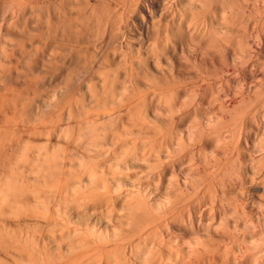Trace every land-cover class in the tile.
<instances>
[{"label": "bare ground", "instance_id": "bare-ground-1", "mask_svg": "<svg viewBox=\"0 0 264 264\" xmlns=\"http://www.w3.org/2000/svg\"><path fill=\"white\" fill-rule=\"evenodd\" d=\"M138 1H140L141 3H137L136 4V6H137L136 10L139 11V13H138V11L136 13L140 14L141 17L143 18V21H142V19H141V21L143 22V27H144V29L143 28H140V29H143V33H145V31H146V33H148L147 31H148V29H150L149 28V24L150 23L148 24V21L147 22L145 21V16L147 15V14L145 15V13H146V11L150 12L148 10L150 8H147V6H148L147 4L148 3L145 4L147 6H145L143 4L145 1H143V3H142L141 0H138ZM138 1H136V2H138ZM149 1H151V0H149ZM174 1L175 2H173V3H176V0H174ZM114 2L116 3V1H114ZM155 2H154V4H155ZM179 2H180V6L177 5L178 2L175 4L176 7L174 6L175 8L178 9V10L176 9L177 13L175 12L176 11L175 8H174L175 11L174 10L170 11L171 13L167 12V14H169V15H167L168 19H169V17L172 18V16H174V18H172V19H174L173 20L174 22L171 21L172 24H173L171 26L172 31L171 30L168 31L169 28H167L168 25L170 24V22H169V24L167 23L168 24L167 26L164 24L166 26L165 31L167 30L169 33L172 32V34H170L171 37L172 36L174 37L175 34L176 35H175L174 38H176V36H178L177 34L182 35V34H185V32H186V35H187L188 33H190V35H191L190 38L187 37L188 35L187 36L185 35V36L188 38V40L192 38L191 43L194 40L195 43L193 42L194 43L193 45L195 47H197L196 44L197 45L198 44L199 45L202 44V45L205 46V47L203 46L204 50L206 48L207 52H209V53L210 52H212V53L214 52L215 53L212 56L214 58V56L216 55V59H214V60H216L215 61L216 64L212 63V65L213 64L216 65V66L215 65L214 66H215V68H217L216 69L218 71L217 74H219V72L221 71L222 76L223 75L226 76L225 74L230 75L229 74L230 71L229 72L227 71L230 68L229 64L235 62L233 64L236 67V62L238 60L237 58H239L238 54H241L240 52L237 53L239 51L238 49H240V51H242V54H244V55H242L243 58L241 57L243 59V61H242L241 58H239V59H241V61H238V62L242 66H243V64L248 66L249 63L245 64L244 61L247 62V60H248L247 56L250 57V58H252V56L253 57L255 56V54H256L255 53V51H256L255 50L256 49L255 45H259L260 43L259 44H257V43L255 44L254 42L258 38L259 31L261 29L259 31H258L259 28L255 29L256 27L255 28L253 27L254 24H252V25L250 24L252 26V29H251V27L247 26V23H248L247 21H249V20H247V9H248L247 8V0H179ZM0 3L2 4L1 7L5 6V4H6V6H7V4H9L10 5L9 7H11V9H12V11H11V9L7 6L8 8L6 7L7 8L6 10L8 11V9H9L10 13H7V11L5 10L4 12H5L6 15H4L2 13V19H1L2 23H5L4 26L6 27L3 33H4L5 36H7L6 39L7 38L9 39L10 44H12L14 42V40H15L16 41L15 45H17L20 48H23V50H24V48L29 49V46H30V48H33L34 46H35V48L36 47L40 48L39 45L43 46V45H41L42 40H40V37H41L40 34H39L40 30L38 31L39 27H37V26H40L39 25L40 24L39 21H40L41 15L39 14V12L41 10H39V12H37L38 10L35 9L37 13L34 10L33 13L31 14V12H30L31 10H29V9H32V8H30L29 5L31 6V4H34V3H32V0H1ZM67 3H69V2H67ZM125 3H123V4H125ZM36 4H34V6L33 5L32 6L34 8L39 7L38 4H37V6H36ZM98 4H99V2H98ZM53 5H54V3H53ZM170 5L171 6L169 8H170V10H172L173 8H171V7H173V6H172V4H170ZM252 5H254V4H252ZM131 6H133V5H131ZM57 7H58V5H57ZM156 7H160V5L156 6ZM178 7H181V9L178 8ZM252 7H251V9H252ZM263 7H264V5H263ZM263 7L261 6L262 10H263ZM115 8H116V5H115ZM187 8L189 9V11L186 10ZM26 9L29 11L28 13L30 15L26 12ZM74 9H76V8H74ZM182 9L186 10L187 13H189L190 11L193 12V13L190 12L191 15L192 14L193 15L191 17H189L190 16L189 14H188L189 16L188 15L186 16L185 11H183ZM253 9H254V7H253ZM258 9H260V8H258ZM3 10H2V12H3ZM134 10H135V7H134ZM162 10H163V8H162ZM90 11H91V9H90ZM153 11H155V10H153ZM253 11H255V10H253ZM105 12H107V11H105ZM173 12H174V15L172 14ZM195 12L198 13V15L195 14ZM250 12H252V11H250ZM165 13H166V11H165ZM252 13H254V12H252ZM256 13H254L256 15L255 18L254 19L251 18L255 22L257 20L260 21V19L263 18V16H261L260 14L264 15V12H262V11H261V13L260 12L258 13V11H256ZM53 14L54 13H52V16H53ZM149 14L151 16V17L149 16V18L152 19V17H153L152 14H155V13L154 12L152 13V10H151V13H149ZM155 15H154V17H155ZM39 16H40V18H39ZM50 16L51 15H49L47 17L48 21H50L49 23H51V19L49 18ZM134 16H135V14H134ZM259 16H261L262 18L259 17ZM74 18H75V16H74ZM137 18H140V17H137ZM157 18H154V19L156 20ZM249 18L250 17H248V19ZM53 19H54V17L52 18V21H53ZM48 21H47L46 24H48ZM141 21H140V23H141ZM157 21H159V19ZM161 21L162 20H160V22ZM2 23H0V28H1V25L3 27ZM55 23L56 22H54V24ZM61 23H63V22H61ZM153 23H156V21L155 22L152 21V24ZM175 23L179 24V27H178L177 24H176L177 26L175 27L174 26ZM252 23H253V21H252ZM52 25H50V28H51ZM93 25H95V24H93ZM153 25H156V24H153ZM184 25H186V26L188 25L187 26V29L189 28L188 32L185 29L186 27ZM158 26L160 27V25H158ZM262 26L264 27V24ZM177 27H178V29L175 31L174 29L177 28ZM247 27L250 28V29H248V31H247ZM87 28H88V26H87ZM155 28H156V26H155ZM3 29L4 28H2V30H0L1 33H2ZM192 29H194V32L192 31ZM254 29L257 31V32H255L256 34H254V31H255ZM94 30H96V29H94ZM154 30L155 29H153V31ZM163 30H164V27H163ZM182 31H183V33H182ZM161 32L162 31L158 30L159 34L157 33L156 36H159L160 38H163V37H161V36H163L162 34H160ZM150 33L154 34V32H150ZM155 33H156V31H155ZM257 33H258V35H257ZM114 34H115V32H114ZM263 34L264 33H262L261 35H263ZM140 35H141V33H140ZM252 35H257L256 36L257 38L255 37V40L251 39V37H253ZM150 36H151L150 38H152V35H150ZM166 36H168V37L166 38V40L165 39L164 40H165V42L167 41L166 43L169 44V42L167 40V39H169V34H167ZM53 37H54V35H53ZM153 37H155V34L153 35ZM237 37H239L238 40H236ZM261 37H264V35L261 36ZM195 38L197 39L196 41H195ZM6 39L4 38L5 41H7ZM105 40L106 39H104V41ZM151 40L153 41L154 39H151ZM160 40H161L160 43L162 44V39H160ZM178 40H176V41H178ZM263 40H262V46L264 48ZM5 41H2V42H5ZM9 41L5 42L6 45H7V43ZM159 41L156 40V43L159 42ZM257 41H260V40H257ZM45 42L47 43V41H45ZM128 42H130V41H128ZM154 42L155 41L152 42L153 44L151 43L152 45L150 44V42H149L150 45L149 44H147V45H149V46H153V45L158 46L160 44V43L159 44L157 43L158 44L157 45ZM172 42H174L173 48L174 47L177 48L180 45V43H179V45L177 46L175 44L176 42L174 40L173 41L171 40L170 44ZM168 44H167L166 47H168ZM6 45H4V47H6ZM143 45H145V44H143ZM162 45L163 46H160V45L159 46L162 47V48L165 47L164 44H162ZM186 45L189 47V44H186ZM193 45H191V46H193ZM0 46L3 49V45H0ZM7 46H9V45H7ZM126 46H128V44ZM131 46H130V48H131ZM156 46H154L153 48L156 49ZM140 47H138V48H140ZM166 47H165V49L161 48V50H159L157 52V53H159V52L162 51V55H163V52H164L163 58H166L165 56H167V53L169 52L168 50L171 49L169 47L170 49L167 50ZM181 47L184 48L183 45ZM203 47L200 46V47H197V49L200 50V48H202V50H203ZM258 47L260 48V45ZM38 48H36V49H38ZM50 48L52 49L53 47H50ZM182 48H180V49H182ZM190 48L192 49V47H189V50H190ZM259 48H257V50ZM127 49H129V48H127ZM134 49H136V48H134ZM140 49L142 50V48H140ZM147 49L150 50V48H147ZM147 49L145 50L146 53H147ZM157 49H160V48H157ZM157 49L156 50L153 49V50L157 51ZM182 50L184 51V49H182ZM195 50H196V48H195ZM199 50H196L197 51L196 53L193 51L196 54V55L193 54L194 57L198 56V51ZM202 50H200L201 53H204V51L202 52ZM1 51H3V50H1ZM154 51H152V52L155 54L156 52H154ZM173 51L171 50V52H169V53L172 54ZM176 51H177V53L179 52L177 49L174 52L176 53ZM206 51H205V54H207V56H208L209 54L206 53ZM5 52H6V50H5ZM5 52H3V53H5ZM129 52H131V51H129ZM152 52H149V53H152ZM97 53H99V52H97ZM121 53H123V51ZM141 53H143V52H141ZM212 53H210V54H212ZM7 54H8V52H7ZM26 54H28V53H26ZM134 54H136V53H134ZM134 54H132V55H134ZM148 54H146V55H148ZM171 54H169V56L173 55V54L172 55ZM180 54H183V56H184V54L186 55L187 52L186 53H184V52L182 53L181 52ZM180 54L177 55V57L173 56L172 58L176 57L175 58V60H176V59L179 58ZM205 54H204V57H203V54H200L201 55V59H202V57H203V59L207 57ZM0 55H1V53H0ZM129 55H131V54H129ZM188 55H190V54H188ZM200 55L197 58H200ZM24 56H26V55L24 54ZM122 56H124V55H122ZM153 56L157 57L156 59L158 60V61H156L155 59L151 58L153 60V62H152V67H150V68L153 69V70L151 69L153 71L152 72L153 76H154V74L155 75L157 74L155 76L156 79H157V77L158 78L162 77V78H165L167 80L166 82H169L171 80L170 83L167 84L168 85L167 87L165 86L166 82L162 83V85L164 84L163 88L161 87L162 85L159 84L160 83L159 81L162 80V79L158 80V82H159V83H157L158 85L154 83L152 85V87H151V85L149 84L151 88L155 89V90H153V93H155V95L154 94L153 95L155 97L154 96L153 97L156 98V100L154 98H152V96H151V98L154 99L156 102H154V100L153 101L150 100V102H149L150 104L148 103L149 105L147 106V102L146 101H149V100H147V98H148L146 96L147 93L142 92V91H141L142 93H139L140 88H141V85H140V87L137 88L138 92L136 91L137 89L135 91H133L134 89H132L130 91L131 93L127 92L128 91V89H127L128 86H125V87L123 86L125 89L124 88H122V89H123V91H125V94H126V92H127V94L129 93L128 95L131 94L130 96H127L128 98H126V100L130 101V99H132L131 97H133L132 100L135 101V102H133L131 100L133 102V103H131V105H129V103H128V105H126L127 107L126 106H123V108L121 107L122 110L117 111L118 112V116L116 115L117 113L116 114L113 113L114 111L110 112L111 109H109V111H105V112L103 111L104 113H102V114H96L94 109H93L94 113H93V111L89 112L86 116H84L85 114H83L85 119H80V117L79 118L77 117L78 113L76 114L73 110H71L73 107H71V108L69 107L70 110H68L69 109L68 108L67 109L68 112L69 111L74 112L76 114L77 119L81 120V122H78L80 124V126H79L80 129L79 130H78V128L76 129L77 132L74 133L75 135L73 134V130L75 128V124L76 123L74 125H72L73 122L70 120L71 121L70 124L74 127L73 130L70 129L71 132H72V133L71 132L70 133L73 134L72 136H70L71 134H69V135L67 134V132H69L68 131L69 127H68V129L66 127L70 126V124L68 125L69 122L66 121V122H68L66 124L65 123L62 124L61 123L62 121L59 122L60 118L62 119V117L66 116L65 115L66 113L63 114L64 113L63 110H62V112H63L62 114L65 115V116H62V114H61L60 115L61 117L57 115L56 118H54L55 114H54L53 110H52V112H53L54 116L51 115V114L50 115L45 114V117H44V115H42L41 119H40V117H39V119H37L35 117V115L37 116V114L33 113L34 114V118L37 119V121H36V119H34L36 121L35 124L36 123H38V124L35 125L33 123V121H34V120L32 121V119H33L32 115L33 114H29L31 112V110H30V112H28L29 111L28 108L30 109L29 106H31V104H32V102L30 101V98H32V97L31 96L29 97V91H32L30 89L32 87H31V85L29 83H28L29 85L25 84L28 88L24 87V89L18 87L17 85H15L14 82L12 83V81H8L7 85L5 86V88H2V86H1V88H0V264H229V263L230 264H247V258L250 259L251 260L250 262H252V263H253V260H254L253 258H256L254 260L255 264H264V244H263L264 243L263 242L264 241L263 240L264 237L261 238L263 240V241L261 240L263 242V243H261V241L260 242L258 241L257 237H253L254 236L253 234H252L253 236H251L250 235L251 233L249 234V232H248V234L251 236V238L252 237L253 238L251 239L250 237H247L248 235H247V232H246L247 227H249V225L251 226V223L253 222V221L249 222V220H252V219L255 220L254 219L255 217L252 215V217H254V218L248 219L249 225H247V208H246L247 206L245 205L246 207H243L241 205L243 208L240 206L242 208V209L240 208L241 211H242L240 213L239 212L240 209H238L236 203L233 202L234 198L237 199V198H239V196H241L242 198H245L244 195H245V193H247V192H245L246 190L244 191V189H246L247 187L246 188L244 187V189H243L244 193H243V191L241 192V190H240L242 195H238L239 191H238V193L236 192V190H237L236 188L237 187L234 188L235 185L233 184V182L235 180L233 179V182H232V177H233V174H234V176L235 175L237 176V177L235 176L236 180L238 178H240V180L242 182L241 184L243 186L247 182V179H248L247 176L249 174L247 172V170H248L247 167L248 166H246L245 169L242 167L243 163H244V167L246 165L245 163H247V159H248L247 152H249L248 148H247V146L249 145V143L247 145V138H248V140L250 138L247 137V135L248 136L250 135V131L251 130H247V124H248L247 123V120H248L247 117L249 116V118H250V116H252V115H249V114H253V111H254L253 107L256 106V105L254 106V105H249L248 104V103L253 104V102L251 101L253 96H251V95L248 96L249 93L247 94V92L249 91V89L247 91V88H248L247 85L246 86H242V90H240V88H241L240 85L241 84L243 85V82L245 80H243V82H241V84L238 85V87H239L238 92L241 93L239 98H237L238 96H235V94L237 95V92L234 93V91L236 90L237 87L233 86V89H231V86L229 87L228 85H226L225 82H223V84L226 85L225 87L228 86L227 91L223 89L224 92H222V89H220L221 87H219V90H220L219 91L218 87H217L218 85H217L215 87H217L218 93L216 91L217 94L215 95L214 94L215 90L213 88L212 94L214 96H216V98H215L216 99V104L218 105V106L214 105V106L218 107L217 108L218 112L216 111V108H214V110L216 111V113L218 115H216V113H211V114H214V115L217 116L216 119H215L217 121V123L213 122L215 125H213L212 123L211 124L210 123H206L207 124L206 125L207 129L202 127L203 129H201V132L203 130V133L202 134H200V133L197 134V132H198L197 129L198 128L194 127L196 129V131H194V128L192 129V127L194 125L193 126L190 125L193 122L190 123V121H187V122L190 123V124L189 123L188 124H189V127H191V128H187L188 130H186V133H185V130L183 129L184 130V131H182L183 134L180 132V136L176 137L175 135H177L178 133L175 132L174 130L175 129L178 130L177 129V123H179L181 120H179V122L176 123L174 117L179 115L180 112H183V115H184V112H185L184 109L187 108L185 106H188L190 104V102H191L190 101L191 99L188 100L190 102H189V104L186 105L187 101L185 102V100L183 98V95H184L183 92H187L188 93V91H185V89H188V88H184V87L181 88L183 82L181 83L179 81L181 83V86L179 85L180 86V88H179V87H176L178 85V83H179V82L177 83L178 79L175 82V83H177L176 86H175L174 82L172 81V80H175L174 78H176V76L178 77L181 74L180 71H179L180 73L177 72V71L180 69L179 68V62H180L181 58H183V56L181 55L182 57H180V60L178 59L179 60L178 63L175 61V63L178 65V66L175 65L176 68L177 67L179 68V69H176V72L178 73V75L176 74V72H174V69H175L174 65L171 64L172 66H174L173 71H169L168 64L164 65V63L166 62V61L164 62L165 59L163 61L160 60L162 62V64L164 65L163 66L161 63H159L160 62L159 59H158L159 55L155 54ZM9 57H11V56L8 55L7 58H9ZM27 57H28V55H27ZM27 57H26V59H27ZM79 57H80V55H79ZM139 57H140V55H139ZM196 57L195 58L192 57L193 60L194 59L196 60ZM47 58L49 60V57H47ZM120 58H122V57H120ZM124 58L126 59V57H124ZM124 58H123V60H124ZM167 58H168V56H167ZM170 58L171 57L168 58L167 63H169V61L171 63L172 58H171V60H170ZM210 58H212V57H210ZM22 59L26 61L25 58L22 57ZM38 59L39 58H37V60ZM59 59H60V57H59ZM127 59H129V58H127ZM131 59H133V58H131ZM137 59H141V58H137ZM160 59H161V57H160ZM186 59H187V56H186ZM27 60H29V58ZM32 60L33 59H31V61ZM48 60H46V61H48ZM126 60H124V61H126ZM154 60H155V62H154ZM214 60H212V61H214ZM183 61H181V62L184 63ZM186 61L188 62V60H186ZM199 61L197 60V63L196 62L195 63L198 64ZM205 61H206V59H205ZM205 61H203V62L200 61V62L201 63H205ZM209 61L211 62V59ZM209 61H208V63H209ZM249 61H251V60H249ZM1 62H2V60H1ZM187 62H186L185 66H188V68L189 69L191 68V70L193 69L192 71L191 70H188V71L195 72V77H197L196 73L198 71L200 72L199 73L200 75H198V77L200 76L199 77L200 80L198 78L197 79L195 78V80H198L199 82H202L201 81V76L202 75H203V77L209 75L207 77L211 78V76H210L211 74H208V72H206V70H205L204 74H201L202 70H200V68L198 70L197 66H201L200 62H199L200 65L198 64L196 66V64L192 61V63L195 64L196 67L193 64H190V61H189V65H188ZM238 62H237V66L239 67L240 65H238L239 64ZM241 62H243V63H241ZM261 62H264V61H261ZM35 63H37V62H35ZM63 63H64V61H63ZM142 63L143 62H140V64H142ZM208 63H205L206 66L204 67V65H205L204 64V65H202V67L208 68V71H209V67H207V65H209ZM21 64H23V63H21ZM30 64H32V62ZM160 64L164 68L166 66L167 70L165 71L166 68L164 69ZM57 65H59V64H57ZM145 65L143 66L144 68H145ZM147 65H149V64H147ZM171 65H169V66H170V69L172 70V66ZM183 65L184 64H181V68H182ZM190 65H193V67H189ZM212 65L210 66L211 68H212ZM234 66L231 67L232 70H234L233 69ZM131 67H129V68H131ZM194 67H195V69H197V72H196V70H194ZM225 67H226V69H225ZM238 67H236V68H238ZM244 67L245 66H243V69H244ZM256 67H258V65ZM10 68H11V66H10ZM240 68H241V66H240ZM254 68H255V66H254ZM3 69L5 70L4 67H3ZM21 69H22V67H21ZM41 69H42V67H41ZM183 69H185V68L183 67ZM187 69H185V71ZM255 69H257V68H255ZM261 69H264V68L262 67ZM44 70H45V68H44ZM136 70H135V72H136ZM139 70H142V69H139ZM147 70H148V68H147ZM7 71H9V70L7 69ZM154 71H155V73H154ZM181 71L183 72L184 70H181ZM235 71H234V75H235V73H237V71L236 72ZM242 71H244V70H242ZM250 71H252V70L250 69ZM115 72H113V73L117 74ZM145 72L146 71H144V73ZM184 72H183V74H184ZM240 72H241V70H240ZM244 72H247V71H244ZM260 72L264 73V71H259V73ZM43 73H42V76H43ZM106 73H107V71H106ZM186 73L190 74L188 72H186ZM202 73H203V71H202ZM205 73H206V75H205ZM257 73L258 72H256V74ZM100 74H101L100 77L102 75H104V74H102V72ZM139 74H141V73H139ZM221 74H219V76H217V77H219L221 79L220 82L225 80V79H222ZM244 74H246V76H247V73H244ZM39 75H38V77L40 78ZM68 75H70V74H68ZM68 75H65V77L68 76ZM122 75H123V73H122ZM234 75H232L233 78L235 76H237V75H235V76ZM27 76H29V75H27ZM181 76H180V78H181ZM183 76H186V74H184ZM183 76H182V78H183ZM193 76L194 75H192V77ZM214 76H213V78H214ZM262 76H263V74L261 75V79H262ZM108 77H109V75H108ZM118 77L120 78V75ZM192 77H191V80H189L190 81L189 84L192 82V79L194 78V77L193 78ZM243 77H244V75H243ZM257 77H259V76H256V78ZM37 78H36V80H37ZM125 78H126V76H125ZM210 78L208 79L207 84L205 82L206 88H207L208 85L210 86V84H209ZM239 78H237V80H234V81L238 82ZM254 78H255V76H254ZM6 79H8V77ZM69 79H70V77H69ZM127 79H128V77H127ZM204 79H205V81H207L206 77ZM226 79H228V78H226ZM259 79H260V77H259ZM0 80H2V79H0ZM103 80L106 81V78L104 77ZM112 80H110L109 82H111ZM117 80H119V79H117ZM140 80H142L141 77H140ZM18 81H20V79ZM39 81H41V80H39ZM70 81H72V80H70ZM186 81H188V80H186ZM211 81H212V78H211ZM218 81H219V79H218ZM262 81H264V80H261L260 82H262ZM58 82H57V84H58ZM93 82H91V83H93ZM134 82H136V81H134ZM142 82H144V81L142 80ZM154 82H157V80L154 81ZM226 82L228 84L227 80H226ZM229 82H230L229 85H231V84L233 85L234 84V83H232V81H229ZM258 82L259 81H257V83ZM136 83H138V82H136ZM184 83H186V82H184ZM194 83H196V82H194ZM210 83H212V82H210ZM246 83H247V81H246ZM246 83H244V84H246ZM1 84H3V83H1ZM105 84H107V83H105ZM113 84L115 86V83H113ZM221 84L222 83H220L219 85L222 86ZM252 84H253V82H252ZM60 85H61V83H60ZM133 85H135V84H133ZM144 85H146V83ZM144 85L142 87H144ZM149 85L147 83L148 87H145L146 90L148 88H150ZM202 85H200V86H202ZM234 85H236V82H235ZM261 85H257L256 86L254 84L252 91L256 90V92H257V90H258L257 87L258 86H261V89H262L264 87V82ZM21 86H23V84ZM88 86H90V85H88ZM111 86H112V84H111ZM121 86L119 85L117 87L120 88ZM36 87H37V85H36ZM130 87H132V86H130ZM197 87H198V85H197ZM250 87H251V83H250ZM254 87H256V89H254ZM103 88L105 89V86ZM110 88H112V87H109V89L108 88L107 89L110 90ZM119 88L117 90L121 89V88L120 89ZM145 88H144V90H145ZM198 88L200 89V87H198ZM206 88L204 89V91L205 90L208 91L211 87L210 88L208 87L209 88V89L207 88L208 90ZM87 89L90 91L89 88H87ZM94 89L92 88V90H94ZM99 89H101V87H99ZM183 89H184V91H183ZM194 89H195V86H194ZM261 89H259V90H261ZM181 90H182V92H181ZM231 90H234V91H231ZM79 91H80V89H79ZM96 91H98V90L96 89ZM100 91H98V95H99V93H104V92H100ZM102 91H104V90H102ZM105 91H107V90H105ZM112 91H111V93H112ZM209 91L211 92L212 89H210ZM261 91H264V89H262ZM40 92H42V91H40ZM92 92L95 93L94 91H91V93H89V94L93 95ZM196 92H197V90H196ZM45 93H47V92H45ZM187 93H185V94H187ZM200 93L197 92L196 94L193 95L194 96V100L196 98L199 99V100L196 99V101H194V102H198V101L200 102V98H202V97L198 96ZM239 93H238V95H239ZM257 93L261 96V99L264 97V95H262V93H260V91L257 92ZM257 93H256V95H258ZM31 94H32V92L30 93V95ZM58 94H59V92H58ZM112 94L114 95V92ZM121 94H120V96L124 95V94H122V95ZM156 94H158V95H156ZM202 94H203V92H202ZM212 94L210 95L211 97H212ZM90 95H88V96H90ZM126 95L124 97H126ZM96 96H97V94H96ZM109 96H112V95L109 94ZM117 96H118V94H117ZM120 96H118V97H120ZM185 96H187V95H185ZM206 96L208 97V95H206ZM260 96H257L258 100H260L259 99ZM71 97L72 96H70V98ZM189 97H192V96L190 95ZM189 97H188V99H189ZM257 97H256V101H257L256 103L258 104ZM53 98L54 97H52V99ZM94 98H95V94H94ZM96 98L98 99V96ZM117 98H116V101H117ZM97 99H95V100H97ZM185 99H186V97H185ZM202 99H201V101L204 102L203 100H205V99H203V100ZM215 99H214V97L212 98L213 101H215ZM247 99L248 100L250 99V101L252 103L251 102L247 103ZM254 99H252V100H254ZM32 101H34V100H32ZM110 101H111V103L114 102L112 100H110ZM206 101H208V100H205V102L201 103V104L207 103ZM48 102H49V100H48ZM70 102L72 103V98H71V101H69V103ZM73 102H76V100L73 101ZM99 102H101V101H99ZM194 102L193 101L191 102L192 105L197 107L199 104L197 103L196 104L197 106H196ZM259 102H261V104H263L262 103L263 101L260 100ZM85 103L88 104L87 102H85ZM93 103H94V101H93ZM108 103H110V102H108ZM117 103L119 105L120 102H117ZM134 103H135V105H134ZM82 104H83V102H82ZM97 104H99V103L97 102ZM101 104H102V102H101ZM113 104L116 105V103H113ZM113 104H111V105H113ZM123 104H125V103H123ZM201 104H200V106H201ZM33 105H34V103H33ZM39 105H40V103H39ZM99 105H97V108H98ZM104 105H105V103H104ZM145 105L147 106V108H145ZM192 105H191V108L186 110V112L189 111V110H192L191 112L193 113V109H192L193 106ZM207 105L209 106V104H207ZM210 105L212 106L211 103H210ZM69 106H71V105L69 104ZM81 106L83 107V105H81ZM87 106H89V105H87ZM200 106H198V107L200 108ZM202 106H204V105H202ZM76 107L77 106H75V108ZM101 107H103V106H101ZM143 107L145 109H143ZM189 107H190V105H189ZM195 107H193L195 109L194 113H193V114H195L194 116H196L199 113V111H200V110H198L199 109L198 107H197L198 109L195 108ZM56 108H57V106H56ZM110 108H112V107H110ZM36 109H38V108H36ZM77 109H78V107H77ZM201 109H203V108H201ZM263 109H260L261 112H262ZM56 110L57 109H55V111ZM101 110H102V108H101ZM203 110H205V109H203ZM35 111H37V110H35ZM35 111H33V112H35ZM83 111L87 112L89 110H83ZM122 111H125V113L123 112V115H120V114H122L121 113ZM71 112H69V115L67 113L68 117H66V118H69V116L71 117V115H72ZM98 112H99V110H98ZM200 112H202V111H200ZM206 112H208V111H206ZM50 113H51V110H50ZM60 113H61V111H60ZM203 113H204V111H203ZM208 113H206V114L209 116ZM254 113L255 114L259 113L260 114L259 109H258L257 112L254 111ZM38 114L40 116L41 113H38ZM81 114H82V112H81ZM183 115H182V117H183ZM185 115L188 116V112ZM30 116L32 117V119H30ZM256 116L257 115H254L252 117L253 119L252 120L250 119V121H254L256 118H258L259 115L257 117ZM260 116H261V114H260ZM57 117L58 118L60 117V118L58 119ZM192 117H193V115H192ZM180 118H181V116H180ZM186 118H184V119L186 120ZM196 119H197V116H196ZM211 119L212 120H210V119L209 120L210 121H214L213 120L214 118H211ZM263 119H264V117H263ZM39 120H40V122H38ZM62 120H64V119H62ZM72 120H74V119H72ZM79 120H77V121H79ZM31 121H32V123L34 125L30 126L28 124L29 125V127H28V125L25 124V123L28 122V123L32 124ZM57 121L59 123H57ZM162 121H164V122H162ZM165 121L166 122L168 121L167 124L165 123ZM78 123H77V126H78ZM182 123L186 124L185 121L184 122L182 121ZM196 123H197V121H196ZM196 123H194L196 127L197 126L199 127V125L201 124L200 123V124L196 125ZM258 123L259 122H257L256 124H258ZM262 123H264V122H262ZM21 124H23L24 127ZM58 124L59 125L62 124L63 126L65 124L66 127L65 126L64 127L66 129H64L62 127V125H60V126L63 129H61V127L59 128ZM185 124H181V125H185ZM25 125H27V126H25ZM250 125H252L251 122H250ZM258 125L256 126L257 127L256 129L260 130L258 128ZM260 125H262V124H260ZM180 126H178V127H180ZM234 126L237 127V128H235L236 132H237L238 129H240V131L242 133L249 131V134L247 132V134L245 133V137H244V134H243V136H242V137H244L243 140L242 139H238L237 140L236 137L238 135H239V137H241L240 136L241 134L240 133L238 134V132H240V131L237 132L238 135L236 137H235V135H236L235 132H233L235 134L234 136H233L232 133H229V134H232V135L228 134V132H232V130L229 131L230 128L233 127L232 129L234 131ZM250 127H252V126H250ZM57 128L59 129L58 131H60L59 133H55V132H57ZM253 128H255V127H253ZM204 129H206V130H204ZM64 130H66V136L65 137H64L63 134L60 135V133H62V131H64ZM258 130H256V132ZM262 130L264 132V128L263 127L261 128V132H262ZM42 131H44V132H42ZM45 131L48 132V133L46 134ZM252 132H254V131H251V133ZM256 132H254V134ZM54 133L58 134L56 136L57 138L60 137V136H63L61 139L58 138V140L66 141L65 139L67 138V136H69L68 139H70V137H72L73 138L72 142H70V140H68L69 141L68 143H71V145H72L74 140H76V142L79 141V144L81 143L83 145V148L85 147L84 149H86L87 151L85 150L86 152L83 153V154H80L79 157H78L77 155L79 153L77 155L75 153H76L77 149L80 150V147L82 148V146L80 145V147L77 148L79 145L76 144L77 147L74 146V144L76 143L74 141L72 146L70 144L69 145H70V147H74V148L76 147L74 149L76 151H74L75 153H73L74 156L76 155V159L74 158V156L72 157V156L69 155L73 151V148L68 147L69 149H71V151L69 150L70 151L69 152L67 150V152L69 153L67 155V153L64 152V150L66 151V149H67V148L66 149L64 148V146L68 145L66 143L67 141L65 142L67 145H64L65 144L64 142L55 140L52 137L53 135H55ZM174 133H176V134H174ZM258 133L260 134V132H258ZM64 134H65V131H64ZM262 134H264V133H262ZM254 136H252V137H254ZM185 137H186V139H185ZM213 137H215L214 139L216 140V141L214 140V143H216V146L213 144L214 145L213 147H216V148H214L215 151H216V155H215V152L213 151V153H214L213 155L215 156L214 157L215 159L213 160L214 162H208V159H206V158L205 159L207 161L204 162L205 160L202 159V162H204L205 164L206 163H208V164L211 163L210 166H209L210 169H208L209 172H208V170L205 169L206 172H208L207 175H206V173H205V175L208 177L207 179L209 180V181H207V179L204 178L207 181V183H206V181L202 182L203 178H202L201 171H202V169L206 168L207 166L204 167L202 165L204 168L200 169L202 167V166H200L202 164V162L200 160L201 159V155H200L201 151H200V148L197 145V140L201 141V140L204 139L208 143V140H211V138L213 139ZM252 137H251V140H252ZM63 138H65V139H63ZM260 138H262V137H260ZM263 138H264V136H263ZM186 140L190 141V143L193 141L192 143H194V145L196 144L195 145V149H192L193 150L192 151L193 155L191 156V154H190L189 155V160H188V162H190V159H191V164L189 163L191 165L190 166L191 169H192L191 171L193 172V173L191 172L192 174L190 173L191 177L189 179L187 177L185 179V177H184L183 178L184 180L181 177V176H183L182 172H181L183 169L181 170V168H183L188 163L186 161L187 163L186 164L184 163L185 165L181 164V165H184L183 167H181V168L178 167V168H180L179 170H181V171L177 172L178 168L175 169V170H177L175 172V176H176V174L178 175V177H177L178 181H177L176 177H174L176 179V180L175 179L174 180L176 182H178V185H177L178 187H176V188H178V192L175 193V191H174V190H176V188H175L176 184L174 183L175 186H173V184L171 183L172 182L171 179H173V177L172 178L169 177V178H171L170 179L171 180V182H170L171 185L175 188L173 190L174 192L170 191V193L173 192L174 194H172V193L171 194H167L168 195L167 197L166 196H162V198L166 197V198H164V200L163 199L161 200V198H159V196H158V198H159L158 201L154 200V198H152L153 196L152 195L150 196L151 193L149 194V192H148L149 190L146 189L147 187L146 186H142V184H141V181H143L142 178H145V177L150 178V177H152L151 179H153V177H156V179L159 181V179L162 177L161 175L166 177L167 172H170L171 169H170V171H167L169 169L165 170L166 166H167V165L165 166V163L166 164L169 163L170 165H173L172 164L173 162H171V160H173L172 158H174V162H175V158L176 157L173 156L172 154H174L178 149H179V151L182 150L181 152H179V151L176 152V153L179 152V155L181 153L184 155V152L186 153L187 150H189V149H187L186 151L183 152V150L186 149V144H188V142L186 143ZM41 141L43 143L45 142L46 145L48 143V146H46V145L44 146V144ZM52 141H53V144H52ZM54 141L55 142L58 141L59 143H62L64 149L61 150L60 148H61L62 145L60 146V144L57 142L56 145L57 146L59 145V151H57L56 149L58 147L54 144ZM50 143H51L52 146L49 145ZM190 143L188 144L189 146L187 145L188 147H190ZM210 143H209V145H210ZM202 144H203V142H202ZM55 146H56V148H55ZM210 146H212V144ZM239 146L241 147V149L243 148L242 151L237 150V148ZM249 146H251V144ZM231 147H234V148L232 149ZM191 148H192V145H191ZM253 148H255V145H254ZM171 149L172 150L175 149L176 151L174 153H173V151H171L172 152L171 153L170 152ZM257 149H258V147H257ZM207 150H206V152H207ZM212 150L213 149H211V151ZM252 150L256 151L255 149H252ZM204 151H205V149H204ZM204 151H202V153ZM259 151H261V150L259 149ZM259 151H256V154ZM80 152H81V150H80ZM189 152H190V150L188 151V153ZM254 153H252V154H254ZM196 154H197V156H196ZM259 154H260V152H259ZM183 155L181 157H183ZM210 155H212V154H210ZM262 155H264V153L260 155L261 157L257 156V160H255L256 162H254L256 164V166H253L254 170H255V167H257V165L260 166V164H261V167H262L263 162H264V156H262ZM66 156H69L68 158L72 157L75 161L72 160V159H67ZM190 156H191V158H190ZM65 157L67 159V163H66V161L64 159ZM212 157H211V159H212ZM251 157H252V155H251ZM251 157L249 159H251ZM254 157H256V156H253L252 159H255ZM258 158L262 160V163H260L261 160L259 162ZM164 159H166V161H164ZM68 160H70V162ZM72 161L75 162L73 164V165H75V167H77V165H78V168L72 167L73 166L72 165ZM178 161H177V163H178ZM210 161H212V160H210ZM249 162H251V161H249ZM257 162L260 163V164H258ZM208 164H206V165H208ZM252 164H253V162H251V166H252ZM170 165H168V166H170ZM168 166H167V168H168ZM209 167H207V168H209ZM171 168L174 169L175 166L173 165ZM253 169L251 167V171L254 172L253 174H255V172H259V171L264 173V171H263L264 165H263V168H260L262 170L256 168L258 171L257 170L254 171ZM185 170H186V168H185ZM205 170H203V171L205 172ZM248 171L250 173H252L250 170H248ZM139 173H141V174H139ZM171 173H172V175L174 174L173 172H171ZM164 174H166V175H164ZM168 174H170V173H168ZM187 174H189V172ZM261 174L262 173H260V175ZM139 175H142L143 177L142 176L139 177ZM133 176L141 178V181L137 178L139 180V182L137 183V180L135 178V180H136V182H135V180L132 179ZM169 176H171V175H169ZM184 176H186V173H185ZM187 176L189 177V175H187ZM157 177H159V179ZM167 177H168V175H167ZM250 177L251 176L249 174V178ZM254 177H255V175H254ZM254 177L252 176L251 178L255 179L256 177L255 178ZM260 179L261 178H259V180ZM157 180L156 181L153 180V181L157 182ZM162 180H164V178ZM162 180L159 181V184H160V182H162L163 184H164V182H166V181L163 182ZM170 180H168V182ZM240 180H238V181L240 182ZM255 180H253V181H255ZM148 181H149V179H148ZM153 181H152V183H154ZM256 181H258V180H256ZM261 181H264V180H260L258 182V184L255 183L254 188H256V185H260L259 183ZM128 182H129V184H128ZM248 182H250V181H248ZM150 183L151 182L149 181V184ZM203 183H206V184L204 185ZM127 184L129 186L130 185L133 186V187H131L133 189H131V188H130V190L129 189H125L126 186L124 187V185H127ZM144 184H146V183H144ZM202 184L206 187V190L204 189L205 187ZM253 184L254 183H252V185ZM263 184H264V182L262 183V185ZM164 185H166V184H164ZM169 185H166V186H169ZM242 185H241V188H243ZM147 186H148V184H147ZM154 186H153V188H154ZM170 186H169V190H170V188L172 189V187H170ZM202 186H203V189H201ZM247 186H250V185H247ZM150 187H151V184H150ZM238 187H240V186H238ZM259 187L260 186H258V188ZM249 188H251V186ZM258 188H257V190H261L260 188L259 189ZM148 189H149V187H148ZM155 189H160V188L158 187V188H155ZM233 189H235V190H233ZM167 190H168V188H167ZM169 190L167 192H169ZM202 190H204V192H207V190H208V193H210L212 191L211 195H213V197L210 194L206 193L207 197L204 198V199H207L208 195L210 197H212L213 199H214V196H215L216 197L215 199H216L217 203H216V201L211 203L212 200H210V204H208V203H207L208 205L207 204H203V203L209 202V201L204 200L205 202H203V203L200 201L202 199V197H201L202 195L200 196V194L204 193V192H202ZM262 190H264V189H262ZM164 191H166V190H164ZM153 192L154 191H152V193ZM160 192H162V191L160 190ZM235 192L237 193L238 197L235 196L236 195ZM249 193L250 192H248V195H249ZM253 193H256V192L254 191ZM153 194H154V197H155V193H153ZM206 194H204L203 197ZM256 195L258 196V193ZM199 196L201 197V199L199 200L200 201L199 203H202L204 206L207 205L206 206L207 209H211L209 206L211 204H215L216 203L215 208L212 207L214 205L211 206L213 208V209H211L212 211L214 209H216L215 210L216 213H214V211H213V213L216 214V215H214L212 212L209 213V215L213 214L214 216H212V217L215 218V219L213 218L214 221H213V223L211 225L212 227L210 226L211 228L208 229L209 226L205 225L206 227H208L207 228L208 230L206 228H203L202 226H200V224H202L203 221L200 220L201 223H199L200 221H198V220L201 217L200 218H198V217L196 218V216H194L195 212H194V214H192L189 211V209L185 210V208L189 204L191 205V203H193L194 200H196V203H198L197 202V198ZM260 196L261 195H259V197H257V198L259 199ZM261 197H263V196H261ZM207 200H209V198ZM256 201H257V199H256ZM262 201L260 202V200H258V203L259 202L262 203ZM239 202H238V204L240 205V203L241 202L243 203L244 201H241L240 203ZM232 203H235L234 205L236 207ZM202 204H201V207H203ZM198 205L199 204H197L196 207ZM249 205H250V203H249ZM191 207L194 208L195 204H194V207L193 206H191ZM196 207L194 208L196 210H197V208H200V206L197 207V208ZM233 207H235L236 209L233 208ZM256 208L259 209L258 210L259 213H256L257 211L256 212L254 211V212L256 214L260 215V211L262 209L260 210L259 207H256ZM261 208H262V206H261ZM202 211H203V209H202ZM252 211L250 210V212L255 215V213H253ZM198 215H199V213H197V216ZM263 215H264V212H263ZM199 216H201V215H199ZM256 217H257V215H256ZM258 218H259V216H258ZM211 221L212 220H210V222ZM259 221H261V220L259 219ZM263 221H264V218H263ZM241 223L244 226L245 233L243 232L244 230H243L242 227H240V228H242L243 231L239 230V228H238V226ZM206 224H209V223H206ZM254 226L255 225H253L252 227H254ZM41 228H43V229L46 228V230L44 229L45 231H43V232H45V233L40 235V232L43 230ZM204 229H206V230H204ZM255 230H257V227L255 228ZM258 230L260 232L262 229L258 228ZM262 231H264V230H262ZM260 233H262V232H260ZM263 234H264V232H263ZM42 235H45V236L43 237ZM247 238H250L251 240L249 241V240H247ZM256 242L257 243L258 242L261 243V244L258 243V245H261V246H257ZM254 248H256V249H254ZM128 249H129L130 252L127 251ZM252 249L255 252H256V250H258V254H256L257 256L255 255L254 251H252ZM250 251H252L253 254L250 253ZM127 253L129 254V256L127 255ZM249 253H250V256L251 255H255L256 257H253V256L249 257L248 256ZM211 259H213V261ZM248 262H249V260H248Z\"/></svg>", "mask_w": 264, "mask_h": 264}, {"label": "rangeland", "instance_id": "rangeland-1", "mask_svg": "<svg viewBox=\"0 0 264 264\" xmlns=\"http://www.w3.org/2000/svg\"><path fill=\"white\" fill-rule=\"evenodd\" d=\"M1 1V0H0ZM34 1V2H33ZM53 1V2H52ZM63 1V2H62ZM66 1V2H65ZM71 1V2H70ZM89 1V2H88ZM94 1V2H93ZM114 1H116V3L114 2ZM135 0H32V3H34V4H38V6L39 7H37V8H34L33 6H34V4H31V6L29 5V7L30 8H32V9H29L28 7V9L29 10H31L30 12H31V14L33 13V11L35 10V9H37L38 11L37 12H39V10H41L40 12H39V14L41 15V18H40V16H39V18H40V21H39V25L40 26H37V27H39L38 28V31L40 32H38L39 34H40V40H42V43H41V45H43V46H40L39 45V47L40 48H38V47H36V48H38V49H36L35 48V46L33 47V48H30V46H29V49H26V48H24V50H23V48H20V47H18L17 45H15V43H16V41L14 40V42L12 43V44H10V41H9V39L7 38L6 39V37L7 36H5L4 35V30H5V23H2V21H1V19H2V13L4 14V15H6L5 14V10L10 6L9 4H7V6H6V4H5V6H2L1 7V5L3 4L2 2V4L0 3V23H2L3 24V27H2V25H1V28H0V30H2V28H4L3 29V31H2V33L0 32V45H3V49H2V47L0 46V53H1V57H0V79H2V80H0V88H1V86H2V88H5V86L7 85V82L8 81H12V83L14 82L15 83V85H17L18 87H20V88H23L24 89V87H26V88H28L26 85H31V87L32 88H30L32 91H29V97L31 96L32 98H30V101L32 102V104H31V106H29L30 107V109L28 108V112H30V110H31V112L29 113V114H33V113H35V114H37V116L35 115V117L37 118V119H39V117H40V119H41V117H42V115H44V117H45V114H47V115H53L54 116V114H55V116H54V118H56V116L58 115V116H60L63 112H62V110L64 111V113L63 114H65V115H63L62 114V116H65V117H62V119H64V120H62L60 117V119H59V122L60 121H62L61 123L63 124V123H68V125L71 123V121L73 122L72 123V125H74L75 123V128L70 124V126L72 127H70V126H67L66 127V125L64 124V126L68 129V127H69V129H68V131L69 132H67V134L69 135V134H71L72 132H71V130L70 129H72L73 130V128H74V130H73V134L74 133H76L77 132V128H78V130L80 129V124L78 123V122H81V120H79V119H77V117L79 118L80 117V119H85V117L84 116H86L89 112H92L93 111V109H94V111H95V113L96 114H102V113H104L105 111H109V109H111L110 110V112H113V113H117L116 115L118 116V112L117 111H120V110H122L121 109V107L123 108V106H126V105H128V103H129V105H131V103H133V102H135V101H133L132 99H133V97H131L132 99H130V101L129 100H126V98H128L127 96H130V95H128L129 93H131L130 91L132 90V89H134L133 91H135L137 88H139L140 87V85H141V88H140V91H139V93H142V92H145V93H147L146 94V96L149 98H147V100H149V101H146L147 102V106L150 104L149 102H150V100H156V98H154L155 96V93H153V90H155V89H153V88H151L152 87V85L155 83V84H157V83H159V84H161L162 85V83H165L167 80L165 79V78H158L157 77V79H156V75L154 74V76H153V74H152V68H150V67H152V62H153V60L152 59H155L156 61H158L156 58L157 57H154L153 55H155V54H158L160 57H161V59H160V57L158 56V59H159V61L160 60H164V65H167L168 64V69H169V71H173V69H174V66L176 65V66H178L176 63H175V61L178 63L179 62V60H180V57H182L183 56V54H180L181 52L183 53H186L187 52V54L185 55L184 54V56H183V58H181V60H180V62H179V68L177 67L176 68V66H175V69H174V72H176V69H179L177 72H181V74H180V76L183 74V72L185 71V69H187L188 68V66H185L186 65V60H188V65H189V61H190V64H193L192 63V61L195 63H197V60L199 61H201V62H203V61H205V59H206V61H205V63H208V61L211 59V62L209 61V65H207V67H209V71H208V68H204L205 66H206V64L205 63H201L200 61V63H201V66H197L198 64L200 65V63L198 62V64H196V66H197V68H198V70H199V68H200V70H202L203 71V73H202V71H201V74H204V72H205V70H206V72H208V74H211L210 76H211V78H212V81H211V78H210V82H212V83H210L209 82V84H210V86L208 85L207 86V88L209 87H211L210 89H212V91L210 92L207 88H206V85H205V82H206V84H207V82H208V77L207 76H209V75H207V76H204L203 77V75L201 76V81L202 82H199L198 80H195V78L197 79H199L200 80V76L198 77V75H200L199 73V71L197 72V69H195V64H193L195 67H194V70H196V76L197 77H195V72H190V71H188V70H191V68L189 69H187L185 72H184V74H186V76H183V78H182V76H181V78H180V76H176V78H174L175 80H172L173 82H174V84H175V86L177 85V83L180 81L181 83L183 82H186V83H182V86H181V83L179 84L178 83V85L176 86V87H179L180 88V86H181V88H188V89H185V91H188V93L187 92H183L184 93V95H183V98H184V100H185V102L187 101V103H186V105L187 104H189V102L191 101H196V99H198V98H196L195 100H194V94H196L197 92L198 93H200L198 96H200V97H204L203 99H205V100H208V101H206L207 103H205V104H201V103H204L205 102V100H203L202 98H200V102L198 101V102H194L195 103V105L198 103L199 105L198 106H200V104H201V106H200V108L198 109L197 107H195L194 105H192V103L190 102V107H189V105L188 106H185V107H187V108H185L184 110H185V112H184V115H183V112H180V116H181V118H180V116L179 115H177L176 117H174L175 118V121H176V123L177 122H179V120H181L179 123H177V129L178 130H174L175 132H177L178 134L177 135H175L176 137L178 136H180V132L182 133V131H184L185 130V133H186V130H188L187 128H191V127H189V124L190 123H192V124H190L191 126H193L192 127V129L195 127V128H198L197 129V134H202L203 133V130H202V132H201V129H203L202 127H204V128H206V123H212L213 125H215L214 123L216 122L217 123V121L215 120L216 119V115H218L217 113H216V111L218 112V107H216V106H218L217 104H216V96H214L213 94H212V92H213V88H214V94L216 95L217 93H218V91H217V87H218V90H219V87H221L220 89H222V92H224L223 91V89L224 90H226L227 91V88H228V86L230 87L231 86V89H233V86L234 87H237L236 88V90L234 91V90H231V91H234V93L235 92H237V95L235 94V96H238L237 98H239V96H240V94L241 93H239L238 92V89H239V87H238V85L239 84H241V82H243V80H245L244 82H243V85L241 84L240 85V90H242V86H246L247 85V91H248V89H249V91L247 92V94L249 93V95L248 96H253V98L252 99H254V100H252L251 99V101L253 102V104H250V103H248V102H251L250 101V99L248 100L247 99V103L249 104V105H256L255 107H253L254 108V111H258V109H259V111H260V114H261V116H260V114L258 113H254V111H253V114L254 115H259L258 116V118H256L254 121H250V119L252 120L253 118V114H249V115H252V116H250V118H249V116L247 117V119L251 122V124L252 125H250V122L247 120V130H251V131H254V132H256V130H258V129H256L257 127V125L260 123V124H264V123H262V122H264V119H263V117H264V97L261 99V96L257 93V92H259L260 91V93H262V95H264L263 93H264V91H261L262 89H264V87L261 89V84L264 82V81H262V82H260L261 80H264V73L262 72H260L259 73V71H264V69H261L262 67L264 68V62H261V61H264V48H263V46H262V40L264 39V37H261V36H263V35H261L262 33H264V27L262 26L263 24H264V15H262V14H260L261 16H263V18L261 17V16H259V17H261L262 19H260V21L259 20H257L256 22L253 20L254 18H255V14L254 13H256V11H258V13L260 12L261 13V11L262 12H264L263 10H264V7H263V5H264V0H247V20H249V21H247L248 23H247V26H249V27H251V29H252V24H254V28L255 29H258V31H259V35H258V33H257V35H258V38L256 37L257 35H252L253 37H251V39H253V40H255V37L257 38L256 40H255V44L257 43V44H259L260 45V48L258 47L259 45H255V47H256V51H255V58L252 56V58H250V57H248L247 56V62H245L244 61V63L245 64H247V63H249L248 64V66L247 65H244L243 64V66H245L244 67V69H243V66L242 65H240V63L238 62V61H241V59L243 58V56L242 55H244V54H242V51H240V49H238L239 51L237 52V53H241V54H238V57L239 58H241V59H239V58H237L238 60H237V62L239 63L238 65H240L241 66V68H240V66L238 67L237 66V62H236V67H238L240 70H241V72H240V70L238 69V68H236L235 66H234V64L233 63H235V62H233V63H231V64H229L230 65V68H229V70H227L228 72L230 71V75H227V74H225L226 76H222V74H221V71L219 72V74H221V76H222V79H225L224 81H222V82H220L221 81V79L219 78V77H217V76H219V74H217L218 73V71L216 70L217 68H215V64H216V60H214V59H216V55L214 56V58H213V54H215L214 52L212 53V52H210V53H212V54H210L209 52H207L206 51V48H205V50H204V45H197L196 44V46L197 47H200V46H204L203 47V50H202V48H200V50H202V52L204 51V53H201V51L199 50V49H197V47H195L193 44L195 43L194 42V40H193V42L191 43V40H192V38L191 39H189L188 40V38L187 37H191V35H190V33H188L187 35H186V32H185V34H182L183 33V31H182V35H180V34H177L178 36H176V38H174L175 37V35H174V37L172 36L171 37V35L170 34H172V28H171V26L173 25L172 24V22L171 21H173L174 19H172V18H174V16H172L171 14V16H172V18H170L169 17V19H168V16L167 15H169V14H167V12L168 13H171L170 11H173L174 10V8L176 7V3H177V5L178 6H180V2H179V0H176V3H173V2H175L174 0H151V1H149V0H141L142 1V3H143V1H145L143 4L145 5L146 3H148L147 5H145V6H147V8H150V9H148L150 12H148V11H146V13H145V21L147 22L148 21V24H149V28L151 29H148V33H146V31H145V33H143V29H144V27H143V18L141 17V15L140 14H138L139 13V11L138 10H136L137 8V6H136V4L137 3H141L140 1H138V0H136V1H138V2H134ZM147 1V2H146ZM153 1V2H152ZM156 1V2H155ZM251 1V2H250ZM51 2V3H50ZM67 2H69V3H67ZM85 2V3H84ZM98 2H99V4H98ZM110 2V3H109ZM126 2V3H125ZM129 2V3H128ZM153 4H152V3ZM154 2H155V4H154ZM257 2V3H256ZM53 3H54V5H53ZM56 3V4H55ZM66 3V4H65ZM120 3V4H119ZM123 3H125V4H123ZM157 3V4H156ZM249 3V4H248ZM259 3V4H258ZM37 4H36V6H37ZM46 4V5H45ZM49 4V5H48ZM62 4V5H61ZM152 4V5H151ZM170 4H172V6L173 7H171V8H173L172 10H170ZM252 4H254V5H252ZM33 5V6H32ZM48 5V6H47ZM57 5H58V7H57ZM86 5V6H85ZM94 5V6H93ZM96 5V6H95ZM115 5H116V8H115ZM122 5V6H121ZM130 5V6H129ZM131 5H133V6H131ZM135 5V6H134ZM154 5V6H153ZM160 5V7H156V6H159ZM259 5V6H258ZM54 6V7H53ZM63 6V7H62ZM68 6V7H67ZM84 6V7H83ZM99 6V7H98ZM118 6V7H117ZM153 6V7H152ZM175 6V7H174ZM254 7V9H253V7ZM261 6L263 7V10H262V8H261ZM7 7V8H6ZM103 7V8H102ZM106 7V8H105ZM112 7V8H111ZM123 7V8H122ZM126 7V8H125ZM129 7V8H128ZM134 7H135V10H134ZM251 7H252V9H251ZM257 7V8H256ZM5 8V9H4ZM10 9H11V7H9ZM45 8V9H44ZM52 10H51V9ZM74 8H76V9H74ZM153 8V9H152ZM157 8V9H156ZM162 8H163V10H162ZM178 8H180L181 9V7H178ZM258 8H260V9H258ZM4 9V10H3ZM54 9V10H53ZM90 9H91V11H90ZM119 9V10H118ZM126 9V10H125ZM128 9V10H127ZM131 9V10H130ZM133 9V10H132ZM165 9V10H164ZM177 8H175V10H176ZM179 9V10H180ZM251 9V10H250ZM2 10H3V12H2ZM51 10V11H50ZM61 10V11H60ZM67 10V11H66ZM151 10H152V13L154 12L155 14H152V19L151 18H149V16H150V14L149 13H151ZM153 10H155V11H153ZM174 10V11H175ZM178 10V9H177ZM177 10L175 11L176 13H177ZM183 10V9H182ZM186 10H188L189 11V9L187 8ZM186 10H183V11H185V14H186V16L188 15L189 17H191L192 15H191V13H193V12H189V13H187L186 12ZM253 10H255V11H253ZM261 10V11H260ZM7 11V10H6ZM11 11H12V9H11ZM54 11V12H53ZM105 11H107V12H105ZM127 11V12H126ZM135 11V12H134ZM138 11V13H136ZM165 11H166V13H165ZM181 11V10H180ZM250 11H252V12H254V13H252V12H250ZM26 12L28 13L29 11L26 9ZM35 12H36V10H35ZM36 12V13H37ZM49 14H48V13ZM121 14H120V13ZM133 12V13H132ZM148 12V13H147ZM250 12V13H249ZM7 13H10L9 12V9H8V11H7ZM52 13H54L53 14V16H52ZM29 14V13H28ZM56 14V15H55ZM76 14V15H75ZM82 14V15H81ZM99 16H98V15ZM116 14V15H115ZM120 14V15H119ZM134 14H135V16H134ZM138 14V15H137ZM149 14V15H148ZM160 14V15H159ZM173 15H174V12L172 13ZM195 14H197L198 15V13H196L195 12ZM194 14V15H195ZM254 14V15H253ZM257 14V13H256ZM3 15V16H4ZM8 15V14H7ZM30 15V14H29ZM49 15H51L49 18L51 19V23H49L50 21H48V19H47V17ZM107 15V16H106ZM154 15H155V17H154ZM252 17H251V16ZM62 16V17H61ZM74 16H75V18H74ZM110 16V17H109ZM148 16V17H147ZM165 16V17H164ZM254 16V17H253ZM54 17V19H53V21H52V18ZM73 17V18H72ZM79 17V18H78ZM105 17V18H104ZM116 19H115V18ZM122 17V18H121ZM135 17V18H134ZM137 17H140V18H137ZM147 17V18H146ZM151 17V16H150ZM158 17V18H157ZM196 17V16H195ZM248 17H250L249 19H248ZM130 18V19H129ZM154 18H157L156 20L154 19ZM251 18H253V19H251ZM45 19V20H44ZM49 19V20H50ZM76 21H75V20ZM78 19V20H77ZM84 19V20H83ZM111 19V20H110ZM129 19V20H128ZM138 19V20H137ZM141 19H142V21H141ZM147 19V20H146ZM159 19V21H157ZM82 20V21H81ZM88 20V21H87ZM98 20V21H97ZM160 20H162L161 22H160ZM169 20V21H168ZM44 21V22H43ZM47 21H48V24H46L47 23ZM79 21V22H78ZM91 21V22H90ZM97 21V22H96ZM100 21V22H99ZM105 21V22H104ZM128 21V22H127ZM139 21V22H138ZM140 21H141V23H140ZM152 21H156V23H153V24H156V25H153L152 24ZM252 21H253V23H252ZM54 22H56L55 24H54ZM61 22H63V23H61ZM82 22V23H81ZM121 24H120V23ZM159 22V23H158ZM169 22H170V24H169ZM174 22V21H173ZM79 23V24H78ZM89 23V24H88ZM97 23V24H96ZM116 23V24H115ZM169 25H168V24ZM256 23V24H255ZM53 24V25H52ZM91 24V25H90ZM93 24H95V25H93ZM152 24V25H151ZM168 25V27L167 28H169L168 29V31L169 30H171L170 32L171 33H169L167 30V32L165 31V28H166V26ZM177 23H175V27L178 25V27H179V24H177ZM249 24V25H248ZM251 24V25H250ZM38 25V24H37ZM49 25V26H48ZM50 25H52L51 26V28H50ZM101 27H100V26ZM117 25V26H116ZM158 25H160V27L158 26ZM162 25V26H161ZM87 26H88V28H87ZM108 26V27H107ZM125 26V27H124ZM155 26H156V28H155ZM185 27V29L187 30V32H188V30H189V28L187 29V26L186 25H184ZM196 26V25H195ZM53 27V28H52ZM66 27V28H65ZM120 27V28H119ZM125 29H124V28ZM163 27H164V30H163ZM178 27L177 28H175L174 30L176 31L177 29H178ZM249 27H247V31H248V29H250ZM261 27V28H260ZM41 28V29H40ZM85 28V29H84ZM134 28V29H133ZM140 28H143V29H140ZM158 28V29H157ZM171 28V29H170ZM183 28V29H184ZM50 29V30H49ZM84 29V30H83ZM88 29V30H87ZM94 29H96V30H94ZM100 29V30H99ZM106 29V30H105ZM153 29H155L154 31H153ZM254 29V30H255ZM46 30V31H45ZM93 30V31H92ZM158 30H160V31H162L160 34H162L163 36H161V37H163V38H160L159 36H156L157 35V33H158ZM263 30V31H262ZM48 31V32H47ZM55 31V32H54ZM135 31V32H134ZM154 32V34H155V37H153V33H150V32ZM155 31H156V33H155ZM164 31V32H163ZM192 31L194 32V29H192ZM89 32V33H88ZM98 32V33H97ZM104 32V33H103ZM114 32H115V34H114ZM166 32V33H165ZM255 32H257L256 30L254 31V34H256ZM140 33H141V35H140ZM150 33V34H149ZM167 35V34H169V39H167L168 40V42H169V44H170V41L172 40H174L176 43V45L178 46L179 45V43H180V45L177 47V48H173V45H174V42H172L170 45L168 44V43H166L165 42V40H166V38L168 37V36H166L165 34ZM177 33V32H176ZM3 34V35H2ZM91 34V35H90ZM149 36H147V35ZM159 34V33H158ZM53 35H54V37H53ZM96 35V36H95ZM101 35V36H100ZM106 35V36H105ZM130 35V36H129ZM150 35H152V38H150L151 36ZM187 37H186V36ZM2 36V37H1ZM76 36V37H75ZM123 36V37H122ZM139 36V37H138ZM181 36V37H180ZM183 36V37H182ZM9 37V36H8ZM158 37V38H157ZM165 37V38H164ZM260 37V38H259ZM3 38V39H2ZM4 38L7 40V41H9L8 43H7V45H9V46H7L6 45V43L5 42H7V41H5L4 40ZM52 38V39H51ZM69 38V39H68ZM87 38V39H86ZM150 38V39H149ZM156 38V39H155ZM263 38V39H262ZM2 39V40H1ZM47 39V40H46ZM104 39H106L105 41H104ZM122 39V40H121ZM151 39H154L153 41H155L154 43H156V40H160V39H162V44H164V46L166 47L167 46V44H168V47H166L167 48V50L168 49H170V50H168L169 52H171V50L173 51H175L176 49L179 51L178 53L180 54V56H179V60L178 59H176L175 60V58L177 57V55H179L178 53H177V51H176V53L173 51V55L171 54V53H169V54H171L172 56H169V54L167 53V56H168V58L169 57H173V56H176V57H174V58H172V60H171V58H170V60H171V63H170V61H169V63H167V61H168V58H167V56H165L166 58H163V55H164V52H163V55H162V51L161 52H159V53H157L159 50H161V48L162 47H160V46H163L160 42H161V40L159 41V42H157L156 44L159 46H156V45H153V46H149L153 41L151 40ZM165 39V40H164ZM179 39V40H178ZM239 39V37H237L236 38V40H238ZM12 40V41H13ZM50 40V41H49ZM134 40V41H133ZM138 40V41H137ZM141 40V41H140ZM147 40V41H146ZM150 40V41H149ZM176 40H178V41H176ZM197 39L195 38V41H196ZM257 40H260V41H257ZM2 41H5V42H2ZM44 41V42H43ZM45 41H47V43L45 42ZM53 41V42H52ZM104 41V42H103ZM126 41V42H125ZM128 41H130V42H128ZM145 41V42H144ZM152 41V42H151ZM257 41V42H256ZM41 42V41H40ZM49 42V43H48ZM139 42V43H138ZM149 42H150V44H149ZM184 42V43H183ZM187 42V43H186ZM189 42V43H188ZM263 42H264V40H263ZM5 43V44H4ZM46 45H45V44ZM54 45H53V44ZM89 43V44H88ZM128 44V46H126L127 44ZM137 43V44H136ZM166 43V44H165ZM48 44V45H47ZM110 44V45H109ZM126 44V45H125ZM143 44H145V45H143ZM147 44H149V45H147ZM153 44V43H152ZM151 44V45H152ZM186 44H189V47H192V49L190 48V50H189V47L186 45ZM4 45H6V47H4ZM86 45V46H85ZM91 45V46H90ZM97 45V46H96ZM133 47H132V46ZM138 47H140V48H142V50L140 49V48H138ZM183 45V47L184 48H182L181 46ZM186 47H185V46ZM191 45H193V46H191ZM263 45H264V43H263ZM100 46V47H99ZM130 46H131V48L133 49H131L130 48ZM154 46H156V49L157 48H160V49H157V51H154V50H156L155 48H153ZM8 47V48H7ZM17 47V48H16ZM47 47V48H46ZM50 47H53L52 49L50 48ZM165 47H163L164 49H165ZM170 47V48H169ZM6 48V49H5ZM35 48V49H34ZM42 48V49H41ZM50 48V49H49ZM127 48H129V49H127ZM134 48H136V49H134ZM147 48H150V50L149 49H147ZM162 48V49H163ZM180 48H182V49H184V51L182 50V49H180ZM186 48V49H185ZM188 48V49H187ZM195 48H196V50H199L198 51V56L200 55V54H203V57H204V54H205V51H206V53H208L209 55L207 56V54H205L207 57L206 58H204L203 59V57H202V59H201V55H200V58H197L196 56V60L194 61L193 60V58H195L194 57V55H196L195 53L197 52L196 50H195ZM257 48H259L258 50H257ZM14 49V50H13ZM18 49V50H17ZM103 49V50H102ZM144 49V50H143ZM147 49V53H146V50ZM154 49V50H153ZM194 49V50H193ZM262 49V50H261ZM1 50H3V51H1ZM5 50H6V52H5ZM12 50V51H11ZM38 50V51H37ZM49 52H48V51ZM60 50V51H59ZM125 50V51H124ZM140 52H139V51ZM154 51V52H156L155 54L152 52V51ZM23 51V52H22ZM47 51V52H46ZM117 51V52H116ZM123 51V53H121ZM129 51H131V52H129ZM134 53H136V54H134ZM137 51V52H136ZM164 51V50H163ZM186 51V52H185ZM195 53H194V52ZM262 51V52H261ZM3 52H5V53H3ZM7 52H8V54H7ZM12 52V53H11ZM17 52V53H16ZM21 52V53H20ZM35 52V53H34ZM42 52V53H41ZM58 52V53H57ZM62 52V53H61ZM72 52V53H71ZM78 52V53H77ZM97 52H99V53H97ZM126 52V53H125ZM141 52H143V53H141ZM149 52H152V53H149ZM166 52V51H165ZM248 52V51H247ZM26 53H28V54H26ZM39 53V54H38ZM149 53V54H148ZM15 54V55H14ZM20 54V55H19ZM24 54L26 55V56H24ZM32 54V55H31ZM50 54V55H49ZM57 54V55H56ZM94 54V55H93ZM96 54V55H95ZM114 54V55H113ZM118 54V55H117ZM128 54V55H127ZM129 54H131V55H129ZM132 54H134V55H132ZM144 54V55H143ZM146 54H148V55H146ZM176 54V55H175ZM188 54H190V55H188ZM194 54V55H193ZM249 54V53H248ZM258 54V55H257ZM8 55L9 56H11V57H9V58H7L8 57ZM27 55H28V57H27ZM73 55V56H72ZM79 55H80V57H79ZM112 55V56H111ZM122 55H124V56H122ZM139 55H140V57H139ZM151 57H150V56ZM166 55V54H165ZM182 55V56H181ZM258 57H257V56ZM13 56V57H12ZM37 56V57H36ZM49 57V60H48V58L47 57ZM60 57V59H59V57ZM129 56V57H128ZM131 56V57H130ZM149 56V57H148ZM157 56V55H156ZM186 56H187V59H186ZM212 57V58H210V57ZM250 56V55H249ZM22 57L23 58H25L26 59V57H27V59L29 58V60H27L26 59V61L25 60H23L22 59ZM31 57V58H30ZM41 57V58H40ZM51 57V58H50ZM58 57V58H57ZM65 57V58H64ZM101 57V58H100ZM109 57V58H108ZM111 57V58H110ZM120 57H122V58H120ZM124 57H126V59L127 58H129V59H125ZM146 59H145V58ZM193 57V58H192ZM261 57V58H260ZM37 58H39L38 60H37ZM46 58V59H45ZM108 58V59H107ZM123 58H124V60H126V61H124L123 60ZM131 58H133V59H131ZM137 58H141V59H137ZM144 58V59H143ZM152 58V59H151ZM189 58V59H188ZM210 58V59H209ZM259 58V59H258ZM7 59V60H6ZM12 59V60H11ZM31 59H33L32 61H31ZM53 59V60H52ZM106 59V60H105ZM167 59V60H166ZM184 61H183V60ZM209 59V60H208ZM1 60H2V62H1ZM4 60V61H3ZM6 60V61H5ZM37 60V61H36ZM46 60H48V61H46ZM81 60V61H80ZM137 60V61H136ZM142 60V61H141ZM144 60V61H143ZM152 60V61H151ZM155 60H154V62H155ZM174 60V61H173ZM203 60V61H202ZM212 60H214V61H212ZM249 60H251V61H249ZM8 61V62H7ZM46 61V62H45ZM63 61H64V63H63ZM135 64H133L132 62ZM135 61V62H134ZM139 61V62H138ZM173 61V62H172ZM181 61H183L184 63H182ZM186 61V62H185ZM242 61H243V59H242ZM5 62V63H4ZM32 62V64H30ZM35 62H37V63H35ZM56 62V63H55ZM60 62V63H59ZM91 62V63H90ZM128 62V63H127ZM130 62V63H129ZM140 62H143L142 64H140ZM146 62V63H145ZM256 62V63H255ZM4 63V64H3ZM8 63V64H7ZM14 63V64H13ZM21 63H23V64H21ZM34 63V64H33ZM100 63V64H99ZM118 63V64H117ZM159 63H161L162 64V62L160 61ZM174 63V64H173ZM184 64L183 66H182V68H181V64ZM211 63V64H210ZM212 63H215V64H213L212 65ZM241 63H243V62H241ZM14 66H13V65ZM57 64H59V65H57ZM140 64V65H139ZM146 64V65H145ZM147 64H149V65H147ZM160 64V65H161ZM174 65V66H172V65ZM205 64V65H204ZM258 65V67H256L257 65ZM7 67H6V66ZM29 65V66H28ZM33 65V66H32ZM38 65V66H37ZM51 65V66H50ZM132 67H131V66ZM139 65V66H138ZM142 65V66H141ZM145 65V68L143 67ZM151 65V66H150ZM163 65V64H162ZM161 65V66H162ZM163 65V66H164ZM169 65H171L172 66V70L170 69V66ZM193 65H190L189 67H193ZM202 65H204V67H202ZM212 65V68L210 67ZM215 65V66H214ZM234 66V70H232L231 69V67H233ZM251 67H250V66ZM9 66V67H8ZM10 66H11V68H10ZM36 66V67H35ZM79 66V67H78ZM115 66V67H114ZM135 66V67H134ZM162 66V67H163ZM249 68H247V67ZM254 66H255V68H257V69H255L254 68ZM3 67L5 68V70L3 69ZM14 67V68H13ZM17 67V68H16ZM21 67H22V69H21ZM24 67V68H23ZM26 67V68H25ZM29 67V68H28ZM32 67V68H31ZM41 67H42V69H41ZM63 67V68H62ZM90 67V68H89ZM129 67H131V68H129ZM141 67V68H140ZM183 67L185 68V69H183ZM187 67V68H186ZM10 68V69H9ZM31 68V69H30ZM44 68H45V70H44ZM61 68V69H60ZM70 68V69H69ZM77 68V69H76ZM88 68V69H87ZM114 68V69H113ZM122 68V69H121ZM133 68V69H132ZM135 68V69H134ZM147 68H148V70H147ZM164 68V67H163ZM165 68H166V66H165ZM164 68V69H165ZM204 70H203V69ZM215 68V69H214ZM246 68V69H245ZM3 69V70H2ZM7 69L9 70V71H7ZM12 69V70H11ZM19 71H18V70ZM107 69V70H106ZM132 69V70H131ZM137 69V70H136ZM139 69H142V70H139ZM145 69V70H144ZM152 69V70H151ZM211 69V70H210ZM225 69H226V67H225ZM231 69V70H230ZM238 69V70H237ZM250 69L254 72H252V71H250ZM261 69V70H260ZM17 70V71H16ZM26 70V71H25ZM50 70V71H49ZM61 72H60V71ZM70 70V71H69ZM127 70V71H126ZM135 70H136V72H135ZM167 70V68L165 69V71ZM181 70H184L183 72L181 71ZM193 70V69H192ZM191 70V71H192ZM237 71V73H235V75H237V76H235L234 75V71ZM242 70H244V71H247V72H244V71H242ZM13 71V72H12ZM38 71V72H37ZM40 71V72H39ZM68 71V72H67ZM95 71V72H94ZM106 71H107V73H106ZM111 71V72H110ZM116 71V72H115ZM139 71V72H138ZM141 71V72H140ZM144 71H146L145 73H144ZM211 71V72H210ZM214 71V72H213ZM233 71V72H232ZM235 71V72H236ZM8 72V73H7ZM12 74H11V73ZM45 74H44V73ZM49 72V73H48ZM65 72V73H64ZM86 72V73H85ZM102 72V74H104V75H102L101 77H100V73ZM113 72H115V73H117V74H114ZM119 72V73H118ZM130 72V73H129ZM138 72V73H137ZM176 72V74L178 75V73ZM179 72V73H180ZM186 72H188V73H190V74H187ZM232 72V73H231ZM239 72V73H238ZM256 72H258L257 74H256ZM42 73H43V76H42ZM59 73V74H58ZM122 73H123V75H122ZM127 73V74H126ZM132 73V74H131ZM139 73H141V74H139ZM154 73H155V71H154ZM217 75H216V74ZM244 73H247V76H246V74H244ZM5 74V75H4ZM17 74V75H16ZM25 74V75H24ZM40 74V75H39ZM49 74V75H48ZM64 74V75H63ZM68 74H70V75H68ZM83 74V75H82ZM109 75V77H108V75ZM120 75V78L118 77L119 75ZM135 74V75H134ZM144 74V75H143ZM146 74V75H145ZM152 74V75H151ZM216 76H214V75ZM234 75L235 77L233 78V76L232 75ZM251 74V75H250ZM254 74V75H253ZM259 74V75H258ZM263 74V76H262V79H261V75ZM27 75H29V76H27ZM36 75V76H35ZM38 75L40 76V78L38 77ZM65 75H68V76H66L65 77ZM91 75V76H90ZM126 76V78H125V76ZM131 75V76H130ZM148 75V76H147ZM189 75V76H188ZM192 75H194L193 77H192ZM205 75H206V73H205ZM243 75H244V77H243ZM4 76V77H3ZM11 76V77H10ZM19 76V77H18ZM77 76V77H76ZM106 78V81L105 80H103L104 79V77ZM107 76V77H106ZM134 76V77H133ZM136 76V77H135ZM145 76V77H144ZM150 76V77H149ZM152 76V77H151ZM213 76H214V78H213ZM228 76V77H227ZM246 76V77H245ZM254 76H255V78H254ZM256 76H259L260 77V79H259V77H257L256 78ZM8 77V79H6ZM38 77V78H37ZM43 77V78H42ZM45 77V78H44ZM48 77V78H47ZM59 77V78H58ZM69 77H70V79H69ZM86 77V78H85ZM98 77V78H97ZM114 77V78H113ZM127 77H128V79H127ZM138 77V78H137ZM140 77H141V79L144 81V82H142V80H140ZM147 77V78H146ZM149 77V78H148ZM155 77V78H154ZM191 77L193 78L192 79V82L189 84V80H191ZM206 77V80L207 81H205V78ZM240 77V78H239ZM243 77V78H242ZM31 78V79H30ZM36 78H37V80H36ZM78 78V79H77ZM108 78V79H107ZM126 80H124V79ZM130 78V79H129ZM137 78V79H136ZM155 80H154V79ZM172 78V77H171ZM185 78V79H184ZM203 78V79H202ZM208 78V79H207ZM226 78H228V79H226ZM230 78V79H229ZM237 78H239L238 80V82L237 81H234V80H237ZM245 78V79H244ZM253 78V79H252ZM5 79V80H4ZM11 79V80H10ZM20 79V81H18ZM49 79V80H48ZM75 79V80H74ZM102 79V80H101ZM114 81H113V80ZM117 79H119V80H117ZM149 79V80H148ZM159 79H162V80H160L159 82H158V80ZM173 79V78H172ZM178 79V80H177ZM185 81H184V80ZM218 79H219V81H218ZM247 79V80H246ZM252 79V80H251ZM39 80H41V81H39ZM44 80V81H43ZM51 80V81H50ZM70 80H72V81H70ZM78 80V81H77ZM89 80V81H88ZM110 80H112L111 82H109ZM117 82H116V81ZM122 80V81H121ZM151 80V81H150ZM157 80V82H154V81H156ZM176 80H177V83H175L176 82ZM186 80H188V81H186ZM226 80L228 81V84H227V82H226ZM251 80V81H250ZM34 81V82H33ZM49 81V82H48ZM59 81V82H58ZM75 81V82H74ZM83 81V82H82ZM94 81V82H93ZM119 81V82H118ZM133 81V82H132ZM134 81H136V82H138V83H136V82H134ZM171 81V80H170ZM170 81L169 82H166V87L168 86L167 84H169L170 83ZM214 81V82H213ZM229 81H232V83H234L235 84V82H236V85H229L230 84V82ZM234 81V82H233ZM246 81H247V83H246ZM257 81H259L258 83H257ZM31 82V83H30ZM57 82H58V84H57ZM65 82V83H64ZM71 82V83H70ZM73 82V83H72ZM82 82V83H81ZM88 82V83H87ZM90 82V83H89ZM91 82H93V83H91ZM107 83V84H105V83ZM150 82V83H149ZM172 82V83H173ZM194 82H196V83H194ZM223 82H225L226 83V85H228L227 87H225L226 85L225 84H223ZM252 82H253V84H252ZM256 82V83H255ZM1 83H3V84H1ZM29 83V84H28ZM36 83V84H35ZM60 83H61V85H60ZM68 83V84H67ZM84 83V84H83ZM87 83V84H86ZM113 83H115V86H114V84ZM135 84V85H133V84ZM146 83V85H144ZM147 83H148V85L150 84L151 85V87H150V85H149V87L150 88H148L147 90H146V88L145 87H148L147 86ZM171 83V84H172ZM194 83V84H193ZM200 83V84H199ZM218 83V84H217ZM220 83H222L221 85L223 86H220L219 84ZM244 83H246V84H244ZM250 83H251V87H250ZM261 83V84H260ZM5 84V85H4ZM23 84V86H21ZM26 84V85H25ZM39 84V85H38ZM41 84V85H40ZM55 84V85H54ZM72 84V85H71ZM104 84V85H103ZM110 86H109V85ZM111 84H112V86H111ZM128 84V85H127ZM170 84V85H171ZM196 84V85H195ZM203 84V85H202ZM254 84L257 86V85H261V86H258L257 88H258V90L259 89H261V90H257V92H256V90L255 91H252L253 90V86H254ZM36 85H37V87H36ZM47 85V86H46ZM51 85V86H50ZM65 85V86H64ZM69 85V86H68ZM80 85V86H79ZM88 85H90V86H88ZM121 86L120 88L119 87H117V86ZM132 86V87H130V86ZM138 85V86H137ZM144 85V87H142ZM158 85V84H157ZM160 85V86H161ZM164 85V84H163ZM163 85L161 86L162 88H163ZM173 85V84H172ZM180 85V86H179ZM188 85V86H187ZM192 85V86H191ZM197 85H198V87H200V89L197 87ZM200 85H202V86H200ZM205 85V86H204ZM212 85V86H211ZM218 85V86H217ZM83 86V87H82ZM94 86V87H93ZM105 86V89L103 88ZM112 87V88H110V90H108L109 89V87ZM125 86H128V91L127 92H129L128 94H127V92H126V94H125V91H123V89L122 88H124ZM164 86V87H165ZM186 86V87H185ZM191 86V87H190ZM194 86H195V89L197 90V92H196V90L194 89ZM215 86H217V87H215ZM34 87V88H33ZM58 87V88H57ZM62 87V88H61ZM85 87V88H84ZM89 88L90 89V91L87 89V88ZM99 87H101V89H99ZM114 87V88H113ZM52 88V89H51ZM56 88V89H55ZM60 88V89H59ZM64 88V89H63ZM82 88V89H81ZM92 88L94 89V90H92ZM108 88V89H107ZM120 89V90H117V89ZM130 88V89H129ZM144 88H145V90L147 91H145L144 90ZM155 88V87H154ZM207 89L208 91H204V89ZM226 88V89H225ZM35 89V90H34ZM45 89V90H44ZM55 89V90H54ZM71 89V90H70ZM74 89V90H73ZM79 89H80V91H79ZM96 89L98 90V91H100V92H104V93H99V95H98V91H96ZM113 91H112V90ZM125 89V88H124ZM151 89V90H150ZM191 89V90H190ZM199 89V90H198ZM230 89V88H229ZM228 89V90H229ZM251 89V90H250ZM254 89H256V87H254ZM37 90V91H36ZM53 90V91H52ZM102 90H104V91H102ZM105 90H107V91H105ZM150 90V91H149ZM239 90V91H240ZM35 91V92H34ZM40 91H42V92H40ZM59 92V94H58V92ZM75 91V92H74ZM84 91V92H83ZM86 91V92H85ZM91 91H94L95 93H93L92 92V94L93 95H90L89 93H91ZM111 91H112V93L114 92V95L111 93ZM122 91V92H121ZM137 92H138V89L136 90ZM142 91V92H141ZM183 91H184V89H183ZM192 93H191V92ZM216 91H217V93H216ZM220 91V90H219ZM251 91V92H250ZM32 92V94L30 95V93ZM45 92H47V93H45ZM54 92V93H53ZM117 92V93H116ZM122 94H124V95H122ZM124 92V93H123ZM157 92V91H156ZM181 92H182V90H181ZM202 92H203V94H202ZM205 92V93H204ZM241 92V91H240ZM49 93V94H48ZM56 93V94H55ZM64 93V94H63ZM74 93V94H73ZM78 93V94H77ZM106 93V94H105ZM108 93V94H107ZM144 93V94H145ZM158 93V92H157ZM185 93H187V94H185ZM238 93H239V95H238ZM253 93V94H252ZM256 93L258 94V95H256ZM40 94V95H39ZM54 94V95H53ZM81 94V95H80ZM94 94H95V98H94ZM96 94H97V96H98V99L96 98L97 96H96ZM105 94V95H104ZM109 94H111L112 96H109ZM117 94H118V96H120V94L122 95V96H120V97H118L117 96ZM143 94V95H144ZM154 94V95H153ZM212 94V97L210 96ZM87 95V96H86ZM88 95H90V96H88ZM126 95V97H124ZM156 95H158V94H156ZM185 95H187V96H185ZM191 95L192 97H189V96ZM206 95H208V97L210 98H208ZM234 95V94H233ZM256 95V96H255ZM39 96V97H38ZM70 96H72L71 98H72V103L70 102L69 103V101H71V98H70ZM74 96V97H73ZM93 96V97H92ZM101 96V97H100ZM104 96V97H103ZM106 96V97H105ZM118 98H117V97ZM151 96H152V98H154V99H152L151 98ZM154 96V97H153ZM186 97V99H185V97ZM257 96H260L259 97V99L261 100V101H263L262 103L263 104H261V102H259L260 100H258V97ZM48 97V98H47ZM52 97H54L53 99H52ZM57 97V98H56ZM86 99H85V98ZM101 99H100V98ZM122 97V98H121ZM157 97V96H156ZM188 97H189V99H188ZM214 97V99H215V101H213L212 100V98ZM256 97H257V100H258V104L256 103L257 101H256ZM45 98V99H44ZM74 98V99H73ZM79 98V99H78ZM105 98V99H104ZM116 98H117V101H116ZM125 98V99H124ZM193 98V99H192ZM84 99V100H83ZM95 99H97V100H95ZM191 99V100H190ZM201 99L204 101V102H202L201 101ZM32 100H34V101H32ZM44 102H43V101ZM48 100H49V102H48ZM56 100V101H55ZM65 100V101H64ZM76 100V102H73V101H75ZM89 100V101H88ZM110 100H112V101H114L113 103H116V105H114L113 103H111V101ZM154 100V102H156ZM188 100H190V101H188ZM41 101V102H40ZM60 101V102H59ZM67 101V102H66ZM78 101V102H77ZM93 101H94V103H93ZM96 101V102H95ZM99 101H101L102 102V104H101V102H99ZM127 101V102H126ZM129 101V102H128ZM48 104H47V103ZM65 102V103H64ZM82 102H83V104H82ZM85 102H87L88 104H86ZM97 102L100 104H97ZM108 102H110L111 104H113V105H111L110 103H107ZM117 102H120L119 103V105H118V103ZM153 102V103H154ZM209 102V103H208ZM251 102V103H252ZM256 104H255V103ZM33 103H34V105H33ZM39 103H40V105H39ZM77 103V104H76ZM79 103V104H78ZM104 103H105V105H104ZM123 103H125V104H123ZM149 103V104H148ZM193 103V104H194ZM210 103L212 104V106L210 105ZM47 104V105H46ZM55 104V105H54ZM69 104L71 105V106H69ZM83 105V107L81 106V105ZM86 104V105H85ZM99 105L98 106V108H97V105ZM207 104H209V106L207 105ZM51 105V106H50ZM80 105V106H79ZM87 105H89V106H87ZM92 105V106H91ZM96 105V106H95ZM118 105V106H117ZM122 105V106H121ZM134 105H135V103H134ZM185 105V104H184ZM191 105L193 106V107H195V108H197L198 110H200V111H202V112H200L199 111V113L196 115L197 116V119H196V116H194L195 114H193L194 113V108L192 107V109H193V113L191 112L192 110H189V111H187L188 112V116H186L185 114H187V112H186V110L187 109H189V108H191ZM202 105H204V106H202ZM207 105V106H206ZM214 105H216V106H214ZM45 106V107H44ZM56 106H57V108H56ZM60 106V107H59ZM66 106V107H65ZM75 106H77L78 107V109H77V107L75 108ZM86 106V107H85ZM101 106H103V107H101ZM105 106V107H104ZM133 106V105H132ZM147 106L145 105V108H147ZM155 106V105H154ZM41 107V108H40ZM71 107H73L71 110H73L76 114H77V117H76V114L74 113V112H71V111H69V112H71V117L69 116V118H66V117H68L67 116V113H68V115H69V112H68V110H70V108ZM110 107H112V108H110ZM114 107V108H113ZM127 107V106H126ZM209 107V108H208ZM251 107V106H250ZM263 107V108H262ZM36 108H38V109H36ZM66 110H65V109ZM69 108V109H68ZM86 108V109H85ZM92 108V109H91ZM101 108H102V110H101ZM120 108V109H119ZM144 107H143V109H145ZM165 108V107H164ZM201 108H203V109H205L206 111H210L209 113L208 112H206L205 110H203V109H201ZM211 108V109H210ZM214 108H216V111L214 110ZM249 108V107H248ZM258 108V109H257ZM55 109H57L56 111H55ZM68 109V110H67ZM75 109V110H74ZM257 109V110H256ZM260 109H263L262 110V112H261V110ZM35 110H37V111H35ZM50 110H51V113H50ZM52 110L54 111V114H53V112H52ZM83 110H89V111H83ZM91 110V111H90ZM98 110H99V112H98ZM147 110V109H146ZM145 110V111H146ZM183 110V109H182ZM33 111H35V112H33ZM60 111H61V113H60ZM94 111H93V113H94ZM104 111V112H103ZM203 111H204V113H203ZM47 112V113H46ZM81 112H82V114H81ZM84 112V113H83ZM101 112V113H100ZM123 112L125 113V111H122L121 113L122 114H120V115H123ZM38 113H41L40 114V116H39V114ZM193 115V117H192V115ZM202 113V114H201ZM206 113H208L209 114V116L206 114ZM211 113H216V115H214V114H211ZM83 114H85L84 116H83ZM208 116H206V115ZM75 115V116H74ZM80 115V116H79ZM82 115V116H81ZM182 115H183V117L184 118H186V120L182 117ZM33 116V119H32V117L30 116V119H32V121L34 120V119H36V118H34V114L32 115ZM75 118H74V117ZM186 116V117H185ZM191 116V117H190ZM199 116V117H198ZM211 116V117H210ZM263 116V117H262ZM43 117V118H44ZM73 117V118H72ZM178 117V118H177ZM207 119H206V118ZM210 117V118H209ZM42 118V119H43ZM191 118V119H190ZM195 118V119H194ZM202 120H201V119ZM211 118H214L213 120L214 121H210V120H212ZM261 118V119H260ZM37 119H36V121H37ZM57 119V120H58ZM72 119H76L75 121L74 120H72ZM183 119V120H182ZM210 119V120H209ZM71 120V121H70ZM77 120H79V121H77ZM193 120V121H192ZM195 120V121H194ZM206 120V121H205ZM32 121H31V123H32ZM35 120L33 121V123L35 124V122H36ZM66 121H68V122H66ZM182 121L184 122H186V124L185 123H182ZM187 121H190V123L189 122H187ZM196 121H197V123H196ZM38 122H40V120L38 121ZM58 121H57V123H59ZM162 122H164V121H162ZM168 122V121H167ZM167 122L165 121V123L167 124ZM214 122V123H213ZM257 122H259L258 124H256ZM30 124V123H25V124H29L30 126H32V125H34V124ZM77 123H78V126H77ZM185 124V125H181V124ZM189 123V124H188ZM194 123H196V125H198V124H200L199 125V127L197 126H195V124ZM36 124H38V123H36ZM35 124V125H36ZM62 124H60V125H62ZM162 124V123H161ZM179 124V125H178ZM203 124V125H202ZM259 124V125H260ZM23 127H24V125L23 124H21ZM27 125H25V126H27ZM29 125H28V127H29ZM59 125V124H58ZM59 125V128L61 127ZM181 125V126H180ZM252 126V127H250V126ZM254 125V126H253ZM258 125V128L260 129V130H258L255 134H254V132H252L251 133V131H250V135L248 136L247 135V137H249L250 139L248 140V138H247V145H248V143H249V145L251 144V146H247V148H248V151L249 152H247V157H248V159H247V163H245L246 165H245V167H244V163H243V165H242V167L245 169L246 168V166H248L247 168H248V170H250L251 171V167H252V169L254 168L253 166H256V164L254 163V162H256L255 160H257V156H260L261 154H263L264 153V138H263V136H264V134H262V133H264L263 132V130H262V132H261V128L263 127L264 128V125L262 126V125H260L259 126ZM63 125H62V127L64 128V129H66L65 127H64ZM178 126H180V127H178ZM183 126V127H182ZM187 126V127H186ZM211 126V125H210ZM262 126V127H261ZM61 127V129H63ZM253 127H255V128H253ZM194 128V131H196V129ZM233 128V127H232ZM232 128H230V130L229 131H231L232 130V132H228V134L229 133H232L233 134V136L235 135V137L240 133L241 135V137L243 136V134H244V137H245V133L247 134V132H248V134H249V131H247V132H241L240 131V129H238L237 130V132L238 131H240V132H238V134H237V132H236V130H235V128H237V127H235L234 126V131H233V129ZM253 128V129H252ZM60 129V130H61ZM182 129V130H181ZM184 129V130H183ZM207 129V128H206ZM206 129H204V130H206ZM256 129V130H255ZM59 129L57 128V132H55V133H59L60 131H58ZM181 130V131H180ZM64 131H65V134H64ZM64 131H62V133H60V135L61 134H63L64 135V137L66 136V130H64ZM75 131V132H74ZM179 131V132H178ZM200 131V132H199ZM42 132H44V131H42ZM41 132V133H42ZM46 132V131H45ZM71 132V133H70ZM233 132H235V134L233 133ZM258 132H260V134L258 133ZM48 132H46V134H47ZM54 133V134H55ZM196 133V132H195ZM45 134V133H44ZM53 134V133H52ZM73 134H71L70 136H72ZM174 134H176V133H174ZM183 134V133H182ZM181 134V135H182ZM232 134H229V135H232ZM257 134V135H256ZM58 134H55V135H53L52 137L55 139V140H58V138L59 139H61L63 136H60V137H56ZM75 135V134H74ZM228 135V136H229ZM254 136V137H252V136ZM45 136V135H44ZM187 136V135H186ZM56 137V138H55ZM239 137V135L236 137V139L238 140V139H242L243 140V138L244 137ZM251 137H252V140H251ZM260 137H262V138H260ZM52 138V139H53ZM69 138V136H67V138L65 139V138H63V139H65L66 141H63V140H58V141H62V142H66L64 145H67V146H64V148L66 149V151L64 150V152H66L67 153V155L69 154L68 152H67V150L69 151H71V149H69L68 147H70V145H71V143H68L69 141L68 140H70V142H72V140H73V138L72 137H70V139H68ZM215 137H213V139L211 138V140H208V143H207V141L206 140H197V145H198V147L200 148V155H201V162H202V159H204L203 161L204 162H206L207 160L206 159H208V162H214L213 160L215 159L214 157V153H213V151L215 152V155H216V151H215V149L214 148H216V147H213L214 145L216 146V143H214V139ZM185 139H186V137H185ZM57 141V142H58ZM75 142H76V140H74ZM74 141H73V143H74ZM200 141V142H199ZM216 141V140H215ZM260 141V142H259ZM42 142V141H41ZM57 142H55L54 141V144L56 145V143ZM78 142V143H77ZM75 144H74V146H76L77 147V145H79L77 148H79L80 147V145L82 146V148L80 147V150H81V152H80V150L79 149H77V151L76 150H74L75 148L74 147H70V148H73V151L71 152V154H69L70 156H74V154L73 153H75L74 151H76V155L79 157V155L80 154H83V153H85L87 150L86 149H84L83 148V145L80 143L79 144V141H77ZM188 142V144L190 143V141H188V140H186V143ZM193 142V141H192ZM191 142V143H192ZM199 142V143H198ZM202 142H203V144H202ZM211 142V143H210ZM43 143V142H42ZM59 143V142H58ZM73 143H72V145H73ZM190 143V147H188L189 145L188 144H186V149L185 150H183V152L184 151H186L187 149H189L190 150V152L188 153V151L189 150H187V152L185 153L184 152V155L181 153L180 155H179V152H181V151H179V149L177 150V151H179L178 153H176L177 151L174 149V150H170V152L171 151H173V153L174 154H172L173 156H175L176 158H175V162H174V158H172L173 160H171V162H173L172 164L175 166V168L173 169V168H171L173 165H170L169 163H165V166L167 165H170V166H168V168H167V166H166V169L165 170H167V169H169V170H167V171H170V169H171V171L170 172H167V175H168V177H167V175L166 174H164V175H166V177L165 176H163V175H161L162 177L160 178L161 180L164 178V180H162L163 182L164 181H166V182H164V184H166V185H171V183L173 184V186H175V184H176V186H175V188L176 187H178L177 185H178V182H176L175 180L177 179V181H178V175L176 174V176H175V172L177 171V170H175L176 168H178V167H183L187 162H188V160H189V155L191 154V156L193 155V150L192 149H195V145H194V143H192L191 144ZM207 143V144H206ZM209 143H210V145L212 144V146H210L209 145ZM255 143V144H254ZM44 144V146L46 145L45 144V142L43 143ZM42 144V145H43ZM52 144H53V141H52ZM60 144V146L62 145V143H59ZM70 144V145H69ZM77 144V145H76ZM206 144V145H205ZM214 144V145H213ZM49 145H51V143L49 144ZM71 145V146H72ZM188 145V146H187ZM191 145H192V148H191ZM194 145V146H193ZM202 147H201V146ZM208 145V146H207ZM254 145H255V148H253L254 147ZM261 145V146H260ZM46 146H48V143H47V145ZM52 146V145H51ZM57 146V145H56ZM56 146H55V148H56ZM253 146V147H252ZM258 147V149H257V147ZM260 146V147H259ZM58 148L56 149L57 151H59V145L57 146ZM240 147V146H239ZM237 148V150H239V151H242V149H241V147L240 148ZM63 148V145L61 146V150H63L64 149ZM203 148V149H202ZM232 149L234 148V147H231ZM246 148V149H247ZM83 149V150H82ZM204 149H205V151H204ZM208 149V150H207ZM211 149H213L212 151H211ZM252 149H255L256 151H259V149L261 150V151H259L260 152V154H259V152H257V154H256V151H254V150H252ZM263 149V150H262ZM60 150V151H61ZM86 150V151H85ZM206 150H207V152H206ZM69 151V152H70ZM202 151H204L203 153H202ZM251 151V152H250ZM255 153H254V152ZM207 154H206V153ZM262 152V153H261ZM172 153V152H171ZM252 155V157H251V155ZM252 153H254V154H252ZM198 154V153H197ZM197 154H196V156H197ZM203 154V155H202ZM210 154H212V155H210ZM256 154V155H255ZM259 154V155H258ZM76 155L74 156V158L76 159ZM183 155V157H181ZM208 155V156H207ZM212 157V159H211V157ZM185 156V157H184ZM191 156H190V158H191ZM204 156V157H203ZM251 157V159L253 158V156H256V157H254L255 159H249L250 157ZM262 156H264V155H262ZM67 157V159H72V160H74L72 157L71 158H68L69 156H66ZM66 157L64 158L65 159V161H66V163H67V159H66ZM77 157V158H78ZM203 157V158H202ZM261 157V156H260ZM206 158V159H205ZM199 159V158H198ZM178 161V163H177V161ZM181 160V161H180ZM210 160H212V161H210ZM258 160H259V162H260V160L261 159H259L258 158ZM69 162H70V160H68ZM75 161V160H74ZM164 161H166V159H164ZM187 161V162H186ZM249 161H251V162H253V164H252V166H251V162H249ZM170 162V161H169ZM170 162V163H171ZM204 162H202V164L200 165V166H207V167H209L210 166V164L211 163H206V164H208V165H206ZM75 162H73L72 161V165L74 164ZM175 163V164H174ZM177 163V164H176ZM185 163V164H184ZM191 159H190V162H188L183 168H181V170H179L180 168H178V171L177 172H179V171H181L182 172V175L183 176H181L182 177V179L185 177V179H186V177L189 179L191 176V174L193 173L191 170ZM249 163V164H248ZM258 163V162H257ZM260 163H262V160H261V162ZM260 163H258V164H260ZM181 164H184V165H180ZM205 164V165H204ZM177 165V166H176ZM179 165V166H178ZM263 165H264V162H263ZM263 165H262V167H261V164H260V166L259 165H257V167H255V170L254 171H256L257 169H260V168H263ZM187 166V167H186ZM201 167L200 169H202V168H204V167ZM251 166V167H250ZM72 167H75V165H73ZM204 168V169H202V171L203 170H208V169H210V167L209 168ZM250 167V168H249ZM75 168H78V165H77V167H75ZM185 168H186V170H185ZM257 168V169H256ZM173 169V170H172ZM188 169V170H187ZM175 170V171H174ZM190 170V171H189ZM206 170H205V172L203 171H201V173H202V182H205L206 180L205 179H207L208 177L206 176L207 175V173L209 172V170H208V172H206ZM247 170V172L250 174V176L252 177H254V175H255V179L256 180H258V181H256L255 179H253V178H249V174H248V176H247V178L249 179H247V182H246V184L243 186L241 183V180H240V178H238L237 180H236V177L234 176V174H233V177H232V182H233V179L235 180L234 182H233V184L235 185H233L234 186V188L235 187H237L236 189V192L238 193V191H239V193H238V195H242V191H243V189H244V187L246 188V189H244V191L245 192H247V193H245V198L247 199H245V198H242L241 196H239V198H237L238 197V195H237V193L235 192V196H237L236 198L241 202V201H244L243 203L241 202H239L237 199H235L234 198V200H233V202H235L236 203V205H237V207H238V209H240L242 206L243 207H246L247 208V225H249V222H251V221H253L252 223H251V226L249 225V227H247V230H246V232H247V237H250L251 238V236H253V237H257V239H258V241L260 242L262 239L261 238H263L264 236V234H263V232L264 231H262V230H264V221H263V218H264V215H263V212H264V190H262V189H264V184L262 185V183L264 182V181H261L259 184L260 185H256V188H254V186H255V183L256 184H258V182L260 181V180H264L263 178H264V173L263 172H261V171H259V172H255V174H253L254 172H252V173H250L249 171ZM260 170H262V169H260ZM189 172V174H187L188 172ZM258 171V170H257ZM263 171H264V169H263ZM171 172H173L174 174L172 175V173ZM192 172V173H191ZM168 173H170V174H168ZM185 173H186V176H184L185 175ZM191 173V174H190ZM205 173H206V175H205ZM257 173V174H256ZM260 173H262L261 175H260ZM139 174H141V173H139ZM169 175H171V176H169ZM187 175H189V177L187 176ZM204 175V176H203ZM258 175V176H257ZM261 177H260V176ZM132 176V175H131ZM142 175H139V177H141ZM206 176V177H205ZM143 177V176H142ZM145 177V176H144ZM169 177H173V179H171V178H169ZM174 177H176V179L174 178ZM180 177V178H181ZM263 177V178H262ZM135 178H136V180H137V183L139 182V180L141 181V178H138V177H135V176H133L132 177V179L133 180H135ZM139 180H138V179ZM152 177H150V178H147V177H145V178H142V180L143 181H141V184H142V186H146L147 188V190H149L148 192H149V194H150V196L152 195L153 197L152 198H154V200H159V198H161V200L163 199L164 200V198H166L168 195L167 194H174L173 192L175 191V193L176 192H178V188H176V190H174L175 188L171 185H169L170 187H172V189L170 188V190H169V186H166V185H164L162 182H160V184H159V181H161L160 179H159V177H157L158 179H159V181L156 179V177H153V179H151ZM155 178V179H154ZM205 178V179H204ZM258 178V179H257ZM259 178H261L260 180H259ZM146 179V180H145ZM148 179H149V181L151 182L150 184H151V187H150V184H149V181H148ZM172 180V182H171V180L168 182V180ZM175 179V180H174ZM251 179V180H250ZM255 180V181H253V180ZM136 180H135V182H136ZM153 180H157V182H155V181H153L154 183H152V181ZM184 180V179H183ZM204 180V181H203ZM238 180H240V182L238 181ZM146 181V182H145ZM207 181H209L208 179H207ZM207 181H206V183H207ZM237 181V182H236ZM248 181H250V182H248ZM143 182V183H142ZM148 182V183H147ZM171 182V183H170ZM245 182V181H244ZM254 183L253 185H252V183ZM144 183H146V184H144ZM175 183V184H174ZM206 183H203L204 185L206 184ZM237 183V184H236ZM240 183V184H239ZM128 184H129V182H128ZM124 185V187L126 186V188L125 189H129L130 190V188L131 187H133V186H129V185ZM140 184V185H141ZM144 184V185H143ZM147 184H148V186H147ZM202 184V185H203ZM155 185V186H154ZM203 185V186H204ZM237 185V186H236ZM241 185L243 186V188H241ZM247 185H250L251 186V188H249L250 186H247ZM153 186H154V188H153ZM160 188V189H155V188H158V187ZM168 188V190H169V192H167L168 190H167V188ZM203 186H202V188L201 189H203ZM238 186H240V187H238ZM253 186V187H252ZM258 186H260L259 188L261 189V190H257V188H258ZM263 186V187H262ZM123 187V188H124ZM148 187H149V189H148ZM165 187V188H164ZM205 187V186H204ZM239 188V189H238ZM241 188V189H240ZM253 188V189H252ZM258 188V189H259ZM131 189H133V188H131ZM205 190H206V187L204 188ZM251 189V190H250ZM160 190L163 192H160ZM164 190H166V191H164ZM174 190V191H173ZM233 190H235V189H233ZM240 190H241V192H240ZM249 190V191H248ZM151 191V192H150ZM152 191H154L153 193H155V197H154V194L152 193ZM170 191H173V192H171L170 193ZM210 191V190H209ZM244 191H243V193H244ZM256 192V193H253V192ZM262 193H261V192ZM157 192V193H156ZM202 192H204V190H202ZM212 192V191H211ZM208 193V190H207V192H204V193H201L200 194V196L202 197V199H201V197L199 196L198 198H197V202L198 203H196V200H194V202L193 203H191V205L189 204L186 208H185V210L186 209H189V211L192 213V214H194V212H195V214H194V216H196V218L198 217V218H200L198 221H203L202 222V224L204 225H202V224H200V226H202L203 228H208V227H206V226H209V228L208 229H210L212 226V223H213V221H214V217H212V216H214V215H216V214H214V213H216L215 212V210L216 209H214L213 211H214V213H213V211L211 210V209H213L212 207H214L215 208V206H216V203H217V201H216V197L214 196V199L212 198L213 197V195H211L212 193ZM248 192H250L249 193V195H248ZM210 194L212 197H210L209 195H208V198H209V200H207V199H204V198H206L207 197V194ZM241 193V194H240ZM258 193V196L256 195ZM161 194V195H160ZM204 194H206L204 197H203V195ZM247 194V195H246ZM254 194V195H253ZM263 194V195H262ZM157 195V196H156ZM259 195H261V196H263V197H261L260 196V198L258 199L257 197H259ZM158 196H159V198H158ZM162 196H166V197H163L162 198ZM247 196V197H246ZM256 196V197H255ZM212 198V199H211ZM241 198V199H240ZM249 198V199H248ZM201 199V200H200ZM243 199V200H242ZM247 201H245V200ZM254 199V200H253ZM256 199H257V201H256ZM203 203V202H205L204 200H206V201H209V202H205V203H203V204H210V200H212L211 201V203L212 202H215L216 201V203L215 204H211L209 207L211 208V209H207V205L206 206H204L202 203H199L200 201ZM252 200V201H251ZM258 200H260V202L262 201V203H258ZM237 201V202H236ZM249 201V202H248ZM251 201V202H250ZM257 203H256V202ZM238 202L240 203V205L238 204ZM254 202V203H253ZM235 203H232L233 205L235 204ZM246 203V204H245ZM249 203H250V205H249ZM193 204V205H192ZM194 204H195V207H196V205L197 204H199L197 207H199L200 206V208H197V210L196 209H194L195 207H194ZM201 204H202V206L203 207H201ZM212 205H214V206H212ZM232 205V206H233ZM239 205V206H238ZM242 205V206H241ZM246 205V206H245ZM191 206H193L194 208H192ZM212 206V207H211ZM235 206V205H234ZM241 206V207H240ZM261 206H262V208H261ZM191 207V208H190ZM206 207V208H205ZM236 207V206H235ZM235 207H233V208H235ZM242 207V208H243ZM256 207H259L260 208V215L259 214H256V213H259V209L258 208H256ZM241 208V209H242ZM201 211H200V210ZM202 209H203V211H202ZM207 209V210H206ZM236 209V208H235ZM237 209V210H238ZM241 209L239 210V212L241 213L242 211H241ZM193 212H192V211ZM210 210V211H209ZM250 210L253 212V213H255L256 211V213H255V215L254 214H252L251 212H250ZM188 211V210H187ZM198 211V212H197ZM200 211V212H199ZM255 211V212H254ZM199 213V215H201V216H197V213ZM202 212V213H201ZM208 212V213H207ZM210 212H212L213 214H210L209 215V213ZM250 212V213H249ZM262 212V213H261ZM201 213V214H200ZM251 215V216H250ZM252 215L255 217H252ZM256 215H257V217H256ZM258 216H259V218H258ZM261 216V217H260ZM263 216V217H262ZM204 220H203V219ZM208 218V219H207ZM214 218V219H213ZM252 219V218H254L255 220H249V222H248V219ZM259 219L261 220V221H259ZM208 222H207V221ZM210 220H212L211 222H210ZM259 222H258V221ZM201 221L199 222V223H201ZM206 223H209V224H206ZM211 223V224H210ZM256 223V224H255ZM206 225V226H205ZM253 225H255L256 227H257V230H255V226L254 227H252ZM261 225V226H260ZM211 226V227H210ZM240 227H242L243 228V230H242V228H240ZM263 227V228H262ZM238 228H239V230H242L244 233H245V229H244V226H243V224L241 223L239 226H238ZM249 228V229H248ZM253 228V229H252ZM258 228H260V229H262L260 232H262V233H260L259 232V230H258ZM41 229H43V228H41ZM45 230H46V228H44ZM40 230L39 232H40V235L41 234H44L45 232H43V231H45V230ZM206 229H204V230H206ZM207 229V230H208ZM251 229V230H250ZM252 231V232H251ZM254 231V232H253ZM256 231V232H255ZM248 232H249V234L251 235H249L248 234ZM253 234V235H252ZM261 234V235H260ZM263 234V235H262ZM260 235V236H259ZM43 237L45 236V235H42ZM252 237V238H253ZM250 238H247V240H251ZM260 238V239H259ZM256 240V239H255ZM263 240H264V238H263ZM262 240V241H263ZM261 241V243H263ZM258 242V243H259ZM257 243V242H256ZM258 243L256 244L257 246H261V245H258ZM261 243H259V244H261ZM264 244V243H263ZM129 248V247H128ZM254 249H256V248H254ZM127 251H129V249L127 250ZM252 251H254L253 249H252ZM252 251H250V253H252ZM130 252V251H129ZM128 252V253H129ZM127 253V255L129 256V254ZM250 253H249V257H256L257 255L256 254H258V250H256V252L254 251V253H255V255H251L250 256ZM253 254V253H252ZM131 255V254H130ZM254 260L256 259V258H253ZM212 261H213V259H211ZM248 260H249V262L251 261L250 259H248L247 258V264L249 263L248 262ZM254 260H253V263L255 264V262H254ZM211 261V262H212ZM252 262H250L249 264H251ZM252 263V264H253ZM230 264V263H229Z\"/></svg>", "mask_w": 264, "mask_h": 264}]
</instances>
